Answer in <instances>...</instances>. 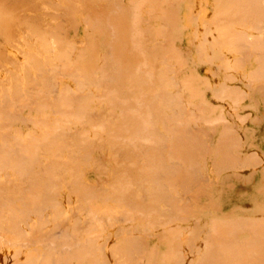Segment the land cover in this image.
Listing matches in <instances>:
<instances>
[{
	"label": "bare ground",
	"instance_id": "1",
	"mask_svg": "<svg viewBox=\"0 0 264 264\" xmlns=\"http://www.w3.org/2000/svg\"><path fill=\"white\" fill-rule=\"evenodd\" d=\"M61 1H62L61 4L63 3V6L64 5L70 6V4H71V6L68 7L69 10L66 9L67 6L64 8L60 7V5H59L60 3H55L52 1V4H51V0H37V1L36 0H22V1L20 0L19 2H18V0H13V2L11 0H0V264H136V262H134L133 260H139V262L140 263L142 262L143 264H264V248H263V250L261 249V251H260L261 257H259L257 254L258 258L254 259L251 262H248V259H247V261H244V260H245V258H247V255L249 254V252H247V249L249 247L245 250L244 247L241 246V244L239 245L238 243H236V241L233 238L224 239V241L220 242V243H218L217 241H214V240L213 241L208 240L205 243V245L203 243L201 244L199 241H197L196 231H195V229H193L194 227L191 224L192 220L185 222L184 214L186 213V211L184 209H182V207H179V205L184 203V202H182L181 199L175 197L176 196V189L181 188V190H185L187 188V184L190 181L192 182L191 187L192 188L194 186L196 187L195 183L200 178V170H201L200 165H202V162L200 164V163H198V160L201 161L202 160L201 158L203 157L200 150H198V149H201V147L199 145L200 142L195 141V139L194 140L191 139V143H190V140L187 141L185 136H181V130H183V129L181 127H180L181 130L178 129L179 125L177 123L180 122L179 118L182 119V117L184 115L186 116V114H184L185 111L182 112V110L180 109V107H182V106L179 103H183V102H180L182 100L181 99L182 96L180 94L182 93V91L185 92V90L187 89L186 92H188L187 96H189V99L191 97L193 99V98H195L193 96H196L198 98V101H199L202 97V99L200 100L202 102L199 101V103H201L200 105L203 104L202 107L205 109L206 106H204V105H206V103L203 99L204 93L202 94V92H200V90H199L200 86L202 88L204 86V88L206 87L207 89H209L210 98H212L211 96L214 95L213 94L214 89H216V88H214L215 85L220 86L221 90H219V86H218V88L216 89L217 92L215 91V95H217V96H215L216 99L214 98V100H212V102L217 101L218 100L217 98H220L221 94H219V93H221L222 90L224 89L223 88L224 85L222 86V84H224V83H221V84L216 83L215 85H212L213 88L212 87L211 88L213 90L211 91L210 90L211 88L208 87L207 80L205 81V78L204 79L199 78L198 72H196L197 75H195V73H193V71L195 69L191 70L193 68L192 66L195 64L194 62H192L191 59H190L191 60L190 64L193 63V65L192 66L190 65L191 66L190 71H188L189 69L187 70L189 73L186 71L188 74H185L181 78V79H185V81L183 80L184 82H182V80H181V83H180L179 82L180 80H178V81H175L176 83L178 82L177 84L175 82H174L175 84L171 83L175 80V79H173L175 77V76H173L175 74V69L177 68L175 65L178 66L179 60L180 61L183 60V62L186 61V60H184V58L182 60L180 59V57L181 58L186 57V55H184L183 52L182 53L184 56L180 55V57H179L176 55V54L179 55V53H180L179 48H181V47L179 46L178 48H174V46L172 44L173 38L176 37L174 34L175 33H176V35L181 34L182 31L185 29L184 27H182V30L180 31V30H178V28H180V26L174 25V24H177L176 23L177 21L175 22V20H178V18H176L177 16L174 15V14H176V13H174V11H176V9H179V7L181 5L180 3L183 2V0H175V2H174V0H171V1L170 0H153L155 2H153L152 0H149V2L147 0H142V1H144V3L147 1L146 4H149V5H147L148 6L147 10L149 11L150 15L147 13V11L144 10V8H145L144 5L139 6L140 8L144 6L143 10L146 12L145 14L147 15V21H149L150 18H152L151 16H153L151 13L155 10L153 8L154 3L156 5V9L157 8L159 9L162 6V4L163 5L165 4L164 8H166V10L165 9L162 10L161 8L158 11L155 10L156 12H159L160 10L163 11V12L161 11V16H158V18L160 17L159 19L161 22L164 20L162 22L163 24L160 27V29L154 28L155 30L152 27H150L149 25L147 26V23H146L147 21L144 23L146 25L144 30H143L144 27L142 29L139 28L138 24L143 23L142 20L144 21V19H142L140 17V16H142L140 14H139L140 16L139 15L138 16L142 20L140 18H138L137 11L138 12L140 10L142 11V8L140 10L136 8L137 9V11H136V9H134L135 7L132 9H127L130 7L129 6L124 10V7L122 8L120 5L121 4L120 0H117V1L114 0L112 4H111V2H112L111 0H108L107 3H105L106 1L103 0L105 3L103 5H106L105 6L106 8L104 6H102L101 4H99V5L96 4L98 7V11H102V8L105 9L106 13H105V11H104V13H105V15L107 14V16L104 15L105 16L104 17L102 15L104 18H102L101 16H97L98 15L97 14L98 11L96 10L97 7H94V9H91L92 8V7H90L91 5L88 6V10H90V9L92 11L95 10L94 11L95 15L91 11V13H93L92 18H90L88 21H93V23H94L95 18L96 19L101 18V21H100V19L98 20V23L100 26L97 23L94 25V27H93V24L90 25V23H88V21L85 20V18H83V17H86L87 13H90V11H88L86 9L87 5L85 3H87L89 5V4H92V2L90 3V1H94V0H90V1L85 0L84 1L85 6H83L84 5L83 0L82 1L78 0V1L82 2V3L79 2L80 6H82L81 10H79L78 8H75V5L73 4V0H71V1L70 0H61ZM65 1H66V3H65ZM75 1H77V0H74V3H75ZM99 1H101V0H99ZM131 1L126 0L125 2H128L129 3L128 5H130V3H133L134 0H133V2H131ZM156 1L158 4L156 3ZM203 1L204 0H201L202 3L208 5L207 0H205V2H203ZM219 1L214 0L212 3H215L214 6L215 5L218 6L220 4V7H218V8L222 9L221 12H224L225 10H227L228 6L230 8L228 9L229 11L227 10L224 12L225 14H223V13L219 12L220 10L216 6H215L216 8L214 6H213V8L209 7V8H212V11L214 9H216V11L215 10L213 11V14L215 15L216 14L215 12H217V14H216L217 18L214 17V15L212 13H209L211 15L209 18V20L211 19V23H210V21L207 23L203 22L204 26H205V27H203V29L204 30L206 29L205 32L207 33V36L210 37V39H208V37L206 35H204L206 37V40L207 39L210 40V41H206L208 44L203 41L204 47H203V45H201L202 44L201 39H203L202 37H204V36H202V35L205 33H203V31H202L203 29L201 27V29H202L201 32H199V30H198L199 35L195 33L196 34V36H195L194 32H195V29H197L196 28L197 26H195V23H193V22L199 23L201 21L200 22V24H201L203 21V18L206 15L204 13V15L202 14L204 17H201L202 19L199 18L200 17L199 15L202 12L206 11V10H204V8L200 9L201 2L199 4L198 12L195 11L196 13H194L196 16L192 17V12H190L191 11L190 10V11H188L189 15L185 17L186 19L188 17L187 22L188 21L191 22L190 24L188 23L190 27H192V25L194 24L193 28H195V29L192 31L190 30V32H192L191 33L192 36L190 39L191 41L188 40V42L191 43V46H194L193 49H194L195 55H197L195 58L196 61L199 60L198 61L199 64H200V62H202V60L200 59L201 57H203L202 52L205 51V48L207 46H209V44L211 46L207 47L208 50H211V48L213 49V47H215V48L218 47V48H216L215 51L214 50H211V51L207 50L208 51L207 54L204 52V54L206 56L208 55L207 57L210 59V60L205 59V60H208L207 62L212 61L211 58L215 60L213 62H216V59L219 60V58H221L220 55L223 56V54L217 55L218 51L221 53V50H220L221 47L223 48L222 50L224 53H225L224 49L225 48L227 49V47H228V50H229V48H231L232 52L234 50H236V52L234 51L235 54L236 55L241 54V56L244 57V59H247V58H245L246 56H244V54L248 56L249 53L252 54V52H254L256 50L255 51L256 54L253 53V55L255 54L254 60L256 61L257 64H259L257 66L258 69L256 67V70L255 69L252 70L253 73H252V71H249V72H251V74H249V72H247L248 78L246 76V79H245L246 74H244L242 76V78L246 81V83L248 82L249 84L252 83L253 77H254L253 83L254 82L256 83L259 80L264 79L263 78L264 77L263 76L264 75V73H263L264 72V65H262L264 63V46H263L264 45V34L262 35V33H264V26H263L264 21H262V20H264L263 19L264 14L262 13V10L264 12V8H263L264 2L261 4L260 0H221L222 2L220 1V3H219ZM56 2H60V1L58 0ZM68 2H70V3L68 4ZM96 2H94V3H96ZM118 2H120V3H118ZM136 2H137V0H136ZM150 2H151V4H150ZM159 2L160 3L164 2V3L160 4ZM54 3H55V6L58 5V7L57 6L54 7ZM117 3L119 4V6ZM137 3H140V2H137ZM137 3H135V4L137 5ZM108 4H109V6H107ZM114 4H115V6L121 7L122 9L119 10L120 8H117L118 9L117 10L114 7ZM169 4L171 6H170V8H167L166 6H168ZM221 4H223V5L221 6ZM128 5H126V6H128ZM131 5H133V4H131ZM225 5L227 8L223 9V8H225L224 7ZM256 5H258V6H256ZM259 5H262V6H259ZM45 6L49 7L50 10L52 8L53 13L52 14H50V12L47 13V11L44 8ZM99 6L100 7L102 6V8L99 9ZM149 6H150V8H149ZM172 6H174V7H172ZM176 6H179V7L177 8ZM107 7H109V8H107ZM171 7H172V9H171ZM203 7H204V5H203ZM62 8L64 9L65 12L66 11L68 12V13L66 12V15L62 16V14L64 13ZM83 9H86L87 11H85ZM109 9H111V10H109ZM57 10H59L61 12L60 15H59V13L55 14V13H57L56 12ZM71 10H72V12H71ZM77 10L81 11L79 18L81 17V19H82L81 22H83L82 23L83 29H85L83 31H86L88 29L87 31H90V32H88L89 33L88 36L91 34L89 37L93 39L92 40L89 37H87V32H86L85 36H83L84 35L83 34L82 35L83 40H85V37H86V39L89 38V40H85L88 43L87 44L84 42L85 45L84 44L81 45L82 44L81 41H76V42L75 41H67L68 42L67 43L65 38L63 39V37H62L61 38V40L63 39L62 41L60 40V38L59 39L57 38V36L59 37V35H62L63 33L66 34V32H64V30H67L69 26L66 27L67 29L66 28L63 29L62 26H65L66 25L65 23H68V20H69V23L71 22L70 27L71 26L76 27L77 23H78V25H80L79 24L80 20L77 22L74 21L75 18L71 15V13H75V12H77ZM126 10L136 11V14H134L135 13L134 12V13H132V16L134 17V15H135V18L136 19L138 18L139 21L137 22V20L135 18L133 19V17L130 18L131 16L128 17L129 15H131L130 13H128V11H127V13L125 12L126 15H128V16H125L123 11H126ZM39 11L40 12L42 11L40 15L39 14L33 15V13H39ZM43 11L44 12L46 11V12L44 13ZM54 11H55V13H54ZM84 11L86 14L84 13ZM108 11L111 12V14H109ZM117 11L120 12L121 17L119 15V12H117ZM141 11L139 13H141ZM178 11L179 10H177L176 12H178ZM200 11H201V13H200ZM259 11H261V13ZM28 12L32 13V15L30 16L28 14ZM82 12L84 13L83 17H82V14H83ZM114 12H116V14H118V15H116ZM121 12H122V14H121ZM167 12H169V13H167ZM228 12H230V13H228ZM255 12L257 13V17H253V14ZM101 13L102 12H100V15H101ZM165 13L167 16H165ZM171 13H173V15ZM198 13H199V15H198ZM219 13L221 16L219 15V18H218L217 15ZM258 13H260V15ZM261 15L263 18L261 17ZM43 16L44 17L47 16V18L49 16L48 20L53 17L52 18L53 20L51 19V22H48L46 24H45V22H46L45 21V22H43L44 23L43 24L42 21L40 20ZM60 16H61V18L59 19ZM113 16L115 18H117V16H118V20L120 17L121 21L119 20L120 21L119 24L122 27H119V24H117L116 21L112 20V19H114ZM149 16H150V18H149ZM154 16H153L152 20L154 18L157 19V16L156 17H154ZM164 16H165V18H164ZM173 16H176V17L174 18ZM225 16L227 19L225 18ZM44 17L42 18V20L44 19ZM122 17H124L126 21ZM196 17H198V18L196 19ZM212 17H213V19H212ZM258 17H261V20H259ZM67 18H70V19H68L66 21ZM109 18H111V19H109ZM189 18H191V19H189ZM192 18H194V19H192ZM221 18H222V20L224 19L226 21L217 23V21L219 19H220L219 21H221ZM228 18H229V21H228ZM252 18H254V19L252 20ZM55 19H57L58 21L61 20V22H59V23H63V21H65L64 22L65 25L61 24L60 27H59L58 22L54 24V25L58 26L59 32L57 31L58 30L57 27H56L57 29H55L53 27L51 30V23H52V21L54 23ZM107 19L109 20L108 21L109 23L111 22V26L116 27L115 30L111 26H109V27H111V30H107V29H110L109 27H107L109 25V23L106 22ZM128 19H130L129 20L130 22H132V20H136L133 23H134V27H136V25H137V27H136V29L134 28L133 31H135V33H136L138 30L139 32H137V34L140 33L139 34L140 36H136V39L137 38L138 39L135 41L132 39V41L134 43L137 42V43H135V45L137 44L138 47L137 46L135 47L132 45L134 48L133 47L131 48V46H129L130 44L126 43L127 39H129L131 37L132 33H133V36L136 35L132 31L133 28L131 26L133 23H131V25H130V22L127 21ZM159 19H157V20H159ZM165 19H168L167 20L168 23L165 22L166 21ZM171 19H173V20H171ZM198 19H199V21H198ZM256 19H258V20H256ZM213 20H214V22L216 21V23H212ZM169 21H171V22H169ZM204 21H207V19L206 20L204 19ZM85 22H87L89 25L88 24L86 25ZM149 22H151V20ZM238 22H239V24H238ZM257 22H258V25H257ZM106 23H108V24H106ZM136 23H138V24H136ZM220 23H221V25H219ZM82 24H81V26H82ZM206 24H207V27H206ZM209 24H210V26L213 25L214 28L217 25L220 27H216L215 29L213 28V30H209V28H208ZM229 24L231 27H228ZM46 25H48V27L50 28V31H48V32H52L51 33L52 35H50V33H49V35H47L48 32L46 29H49V28ZM223 25H226L224 27L225 28L228 27L227 29L229 31L227 29H225L224 27L222 28ZM233 25L235 27L239 26V28H238L239 30H240V28L241 29L245 28L247 31H249L251 28L252 29L250 31L255 30L258 26L259 27L255 31H252L254 33L256 32V34H253L254 36L251 35V37H250L249 35L246 36L245 33L243 36L244 30L243 31L240 30V32L242 31L241 33L239 32V30H233V28H232V27H234ZM253 25L256 28L253 29ZM45 26H46V28H44ZM84 26H85V28H84ZM90 26H92L93 28ZM172 26H175L176 27L175 29L178 30V32H180V33L176 32ZM200 26H203V25L201 24ZM89 27H90V29H89ZM97 27L98 28L101 27V29H102L100 32L101 34L98 33L99 31H98ZM117 27L119 29H117ZM187 27H188V25H187ZM60 28H62L63 30H61ZM121 28H122V30H120ZM149 28H151L152 30ZM261 28L263 31L261 30ZM91 29L93 32H91ZM105 29H106V31H105ZM112 29H113V32H115V34H113ZM164 29L167 30L171 34H169V33L166 34L167 31L165 32ZM54 30H55V33H53ZM218 30L220 31V34H218L219 33ZM62 31H63V33H62ZM73 31H76V28L74 29V27H73ZM102 31L104 32V34ZM170 31H172V32H170ZM109 32H111V34L113 35L111 38V41H110V38L107 40L102 38L103 35H104V37H106V35L108 37V35L110 34ZM118 32H119V34H118ZM120 32H122V33H120ZM151 32L152 33L154 32L153 34H155L154 35L155 37L152 36L153 34H151V37H150ZM157 32H161L162 34L157 33ZM212 32L213 33L215 32L213 34L214 36L212 35ZM258 32H259V38L257 35ZM15 33H17L16 34L17 37H16V35H14ZM142 33H144V36H146V37L149 36L148 38L151 41L156 37H163L164 42H162L163 41L162 40L161 43H159V45L157 47L156 46H153V47L149 46V43L151 41L149 39H147L146 37H143ZM146 33L148 34V36ZM200 33H201L202 37H200ZM66 35H69V34H66ZM94 35H95V37H96V35H97V37L100 36L99 39H97V37L95 38ZM114 35H115V38H114ZM129 35H130V37H128ZM173 35H174V37H172ZM217 35H218V38H217ZM219 35L221 36V39H220ZM55 36H56V39H54ZM168 36H170V38H172V39H170ZM178 36L179 37L175 38L174 41L177 39V41L179 43L178 39L181 38L180 36H182V34L178 35ZM193 36H195V37L192 38ZM197 36H199L200 37L199 39L201 40V42H200V40H198V42H199L197 44L198 47H196L195 43H194V45L192 43V41H194V39ZM49 37L51 40H49ZM64 37H65V35H64ZM205 37H204V39H205ZM227 37L228 38L232 37V38L228 39V41H227L226 40ZM245 37H247V38H245ZM254 37L257 39V41ZM100 38L102 39V41H99ZM248 38H251V39H248ZM246 39H248V40H246ZM253 39L255 41H253ZM119 40H121V42ZM58 41L60 44L58 43ZM97 41L102 42L103 45L105 44L104 46L101 45L102 47L98 46L100 48V50H101V48L102 49L105 48L103 50H106V51L109 50L108 53L105 51L107 56L104 54L105 52H103L105 58L100 57L99 61L104 59L105 62H103L102 65L100 63L98 66L94 63L95 59H98L97 58L98 56H96V53L93 54V52H92L93 50H89V54L87 52L88 51L87 47L92 48L93 46L96 45L95 42H97ZM167 41L169 43H167ZM13 42H16V43H13ZM50 42H52L53 44H55V43H57V44L53 45ZM61 42H65V43H61ZM107 42H109L111 46H109V43H107ZM123 42H124V44H123ZM138 42H140V43H138ZM146 42H149V43H147V46H149V48H146V46H145L146 44H144ZM209 42H212V43L214 42L213 43L214 45L212 43H209ZM254 42H255V44H254L255 47L256 48L259 47L260 50L259 49L254 50L255 47H254V45H252ZM261 42H263L262 43L263 45L261 44ZM69 43H70V45H69ZM71 43H72V45H71ZM75 43H77V44H75ZM129 43L133 44L132 42H129ZM63 44L66 46H62ZM206 44H207V46H206ZM231 44H232V47H231ZM239 44H240V47L239 46L237 47V45H239ZM256 44H258L259 46H257ZM50 45H52V46H50ZM76 45L79 46L80 52H77V50H76V52L78 54L74 55L72 52H73V49H75ZM216 45H218V46H216ZM243 45L245 47H243ZM250 45L253 46V48H251ZM53 46H54V48H53ZM69 46H71L72 48H70ZM114 46H116V47L114 48ZM162 46H163V49H162ZM168 46H171L172 48H170V47L168 48ZM68 47H69V49H68ZM110 47H112V49H114V50L109 49ZM127 47L129 50L127 49ZM143 47L145 48V50ZM195 47H196V49L198 48V50H195ZM51 48L54 50H51ZM124 48H126V50H123ZM164 48L166 50L165 52H163ZM200 48H203V49L201 50ZM241 48H243V49H241ZM92 49H94V52H95V50L97 51V49H95V48H92ZM131 49H133V51ZM156 49H158V50H156ZM176 49H178V50H176ZM184 49H186V48H184ZM231 49L229 50L230 52H231ZM240 49H241V52H239ZM248 49H251L250 50L251 52ZM83 50H85V51H83ZM117 50H120L119 51L120 53ZM121 50H122V52H121ZM150 50H151V52H150ZM175 50H176V52H175ZM186 50H188V49H186ZM228 50H226V52ZM242 50H244V52H245L244 54H243ZM246 50H248V51H246ZM68 51H69V53H68ZM136 51H139V52H136ZM140 51L143 54H140ZM154 51L157 53H155ZM161 51L163 54L161 53ZM198 51H200L201 56H200V53ZM212 51L215 54H212L211 53ZM229 51L227 53H229ZM82 52L83 53L87 52V56H83ZM109 52H110V54H109ZM127 52H128V54H127ZM130 52H132L131 53L132 55L130 54ZM187 52L185 54L190 53V52H188V53ZM79 53L80 54L82 53V55H79ZM118 53H119V55L117 56ZM121 53L124 56H122ZM151 53H153V56H151ZM154 53H155V55H154ZM198 53H199V55H198ZM71 54L74 55V60H72L73 58H70ZM108 54L110 56H108ZM113 54H115L116 56L115 55L114 56L117 58H115L113 56ZM126 54H127V56H126ZM144 54H146V56ZM157 54H159L161 61L164 59L162 62L159 59H157V56H158ZM209 54L211 55V57L209 56ZM257 54L260 56V58L263 57V59L260 60L259 58H257L258 57ZM136 55L137 56L139 55L141 57V59H139V56L137 58ZM174 55H176V56L174 57ZM188 55L190 56V54H188ZM100 56H103V55H100ZM143 56H145V58H143ZM167 56H169V58H167ZM215 56H216V59H215ZM250 56L251 55H249V57ZM112 57H113V59L114 58L115 59L113 60ZM125 57L127 59H125ZM153 57H155V58H153ZM107 58H110L111 60L110 59L107 60ZM177 58H179V59L177 60ZM197 58H198V60H197ZM116 59H118V60H116ZM122 59L125 61H123ZM143 59H144V62L143 61L141 62V60H143ZM154 59L159 60L158 63L160 64V66L163 65L162 67L164 69L161 67L163 69V72H161V73L159 72V71H161V68L160 67L157 68V65L155 63L156 61H154ZM169 59H170V61L177 60V61H175V64H174L175 68L172 67L173 66V65H171L172 62L169 63ZM256 59L257 60L259 59L258 60L259 63L257 62ZM54 60L57 61V64L54 63L55 62ZM165 60H167V62L169 64H167V62ZM218 60H217V62H218ZM222 60H219L220 61L219 64H221L220 67H219V65L218 66L214 65L216 72H217L218 67H219V69H222L221 66L223 65L224 66L223 69L225 72L227 70L230 71L231 69H229V68L231 67L232 72L237 70L239 73V71H241V68H243V65H242V64H244L243 61H245V60H243V58L242 59L240 57L236 58V56L234 59H232L233 63L230 62L229 59H226L223 61ZM109 61H110V63H108ZM145 61H147V62H145ZM61 62L63 64H61ZM64 62H66V63H64ZM121 62H122V64H121ZM129 62L132 64H130ZM137 62L139 64H137ZM203 62H206V61H203ZM236 62H237V64H236ZM245 62L247 63V61H245ZM261 62H263V63H261ZM104 63L107 67H105V65H103ZM106 63H108L109 67L110 66L111 67L108 68V65ZM113 63L115 65L114 67H113ZM116 63H118V64L116 65ZM211 63H208V66L211 65ZM124 64L127 65L128 67L125 66ZM136 64L138 65V67ZM153 64H155V65H153ZM186 64L187 63L182 64V62H180V67H181V65L187 66ZM201 64L203 65V63H201ZM164 65H166V66H164ZM168 65H170L171 67H169ZM226 65H227V70L225 68ZM247 65H248V63H247ZM54 66H56V67L59 66L61 71L58 70L59 67L56 69ZM101 66L102 67L104 66L103 70H102ZM133 66H135L136 69ZM154 66H156V67H154ZM233 66H234V68H233ZM240 66H242V67H240ZM119 67H121V70ZM183 67L184 66H182L181 69ZM212 67H213V63H212ZM106 68H108V69H106ZM186 68H188V67H186ZM138 69H139V72H136ZM145 69L147 70V72H149V71L151 72L152 70L155 72H152V74H150L151 76H148L147 75L148 73L146 72ZM199 69H200L199 70L200 74L202 72V74H204V75H211L212 76L213 73H216V72H214L213 69H212L213 72L210 73V71L208 72V70L206 68L203 69L202 66ZM112 70H114L115 73H113V72L111 73ZM178 70H179V66L176 70L177 73L180 72V71L178 72ZM184 70H186V69H182V71H184ZM123 71L124 72L127 71L128 73L127 72L126 73L128 75L126 74L124 76L125 73H123ZM142 71L145 73L146 76H148L149 78L150 77H152V78H150V79L148 77L145 78L146 76L143 75L144 73ZM196 71H197V69H196ZM219 71H221V70H219ZM255 71H257V72H255ZM260 71L261 72L263 71V72L261 73ZM141 72L143 73L142 76H141ZM168 72H169V74L172 72V75H170L168 77V81H166ZM119 73H121V74H119ZM217 73H216V77L218 75ZM255 73H256V75H255ZM153 74H155V75H153ZM229 74H226L225 75L226 77H224V78L222 77V81L223 80L227 81V79H228V81H231V80H229V79H231V78H229ZM258 74L259 75L262 74V75L259 76ZM175 75H177V74H175ZM115 76H119V77H115ZM193 76H195V77H193ZM213 76H214V74H213ZM131 77H132V80H133V78H135L136 84H138V83L141 84V85H139L140 89L137 88L138 85L136 86V84H134L132 82ZM137 77H140V78H137ZM141 77H144L145 80L141 79ZM154 77L156 78V80H154ZM230 77H232V76H230ZM249 77H250V79H249ZM116 78L118 79V81L116 80ZM124 78H126V79H124ZM136 78L138 81H139V79H141V81H143V82L136 81ZM119 79L123 80L124 85H123L122 81H120ZM192 79H193V81H192ZM199 79L200 80L202 79L201 80L202 82ZM187 80H190L191 82L190 81L186 82ZM194 80H195V83H194ZM232 80H235V79L233 78ZM128 81H129L130 85H128V87H126L125 83L129 84ZM144 81H146V82H144ZM113 82H114V86H113ZM161 82H167L168 84H167V86L165 85V87L160 88V86H164L163 83H161ZM238 82H240V81H238ZM196 83H199V84H196ZM202 83H203V85H202ZM164 84H166V83H164ZM122 85H123V88L126 87L125 91H123L121 89ZM155 85H157V89H160V91L162 89H168V88H171V90H172V88L174 86H175V91H176V88L178 91L174 92L173 93L174 95L173 94L168 95L169 93H171L170 91L165 90L166 91L165 92L162 90L160 92L159 90H155L153 88L154 92H156V93L152 94L153 91H152V88H150V86H155ZM181 85H182V87H184L185 90L180 88ZM197 85H198V87H196ZM261 85H259V86L255 85V87L257 86V88L253 87L252 92L250 91V93L251 94L259 93L256 91V89L258 91L260 89H263L264 87L262 88L263 85L262 86ZM170 86H172V87H170ZM260 86H261V88H260ZM130 87H132V89ZM146 87L149 89H147ZM190 87H192V88H190ZM224 87H226V86H224ZM247 87H248V85H247ZM196 88H198V89H196ZM118 89H121L120 92L118 91ZM127 89L129 92L130 91L132 92V93L130 92V97H128V95H125V94H128V93H126ZM145 89H146L147 93L144 92ZM193 89H195V90L193 91ZM249 89L251 90V88H249ZM179 90H182V91H180V93H178ZM191 90H192V92H191ZM100 91H101V93H100ZM102 91H103V93H102ZM107 91H108V93H107ZM195 91H196V94H195ZM116 92L120 95H118ZM149 92H151V93H149ZM164 92H165V94H164ZM193 92H194V94H193ZM106 93L108 95H106ZM114 93H115V95H114ZM141 93H142V95H141ZM148 93L151 96H153V98ZM161 93H163L164 95ZM197 93H199L198 96H197ZM102 94H104V95H102ZM143 94H145V95H143ZM176 94H178V96H176ZM211 94H213V95H211ZM155 95L156 96L158 95L159 97L158 96L155 97ZM162 95L163 96L166 95L167 97L166 96L163 97ZM171 95H173L175 97L174 98L172 96V98L174 100H172ZM125 96H126V98H125ZM147 96H149V97H147ZM103 97H104V99H103ZM120 97H124L126 100L128 97L127 102L130 100V102H129L130 104L127 103L124 98H120ZM100 98H101V101L105 100L103 105L100 101ZM139 98H140V100H139ZM168 98H169V101H167ZM120 99H122L123 102ZM146 99H149V100H146ZM185 99L187 100L188 98L186 97ZM143 100H144L143 104L137 103V102L143 101ZM114 101H115V103L117 101V103L120 104V106L115 104ZM171 101L172 102L174 101V102L172 103ZM195 101L198 102L196 100V98H195ZM240 101H241V99H240ZM125 102L127 103L126 105L124 104ZM154 102H155V104L157 102L158 103L155 105V104H153ZM167 102L168 103L170 102L169 103L170 105L167 104ZM98 103H100L102 105V109H103L102 111L103 112L101 111V113H100V110L97 111V109H98L97 104ZM111 103H113V105L115 104L114 105L115 107L113 105H111ZM133 103L134 104L136 103L135 106ZM145 103L148 105L146 106ZM149 103L151 104V106L154 105L153 106V107H155V109L153 108L154 110H152L150 107H149V109L151 111L148 109ZM163 103H164V105H162ZM177 103L180 106L177 105ZM173 104H175V105H173ZM143 105L146 107L144 108ZM187 105L185 103V105H183V106L185 108H187ZM200 105L198 104V107H199L198 110H200V108L202 110V107ZM126 106L128 109L125 108ZM167 106H168V108H166ZM178 106H179V108H177ZM194 106H195V108H194ZM239 106L240 105H238L237 107H239ZM159 107H160V109H159ZM171 107H172V109H171ZM198 107H197V105H192V106H190L191 110L186 109L187 115L189 113V116H186L188 118H183L184 119L183 123H184V121H189V122L191 121V118H190L191 114L190 113L193 109H196ZM241 107L242 106H240L239 108H241ZM245 107H246V105L243 106L242 108H245ZM249 107H250V105H249ZM111 108L113 110H114V108L117 109L119 116L121 113L124 114V115L119 117L120 118V121H119L120 125L118 123L117 117H115L117 115H115V116L113 115L114 111L111 110ZM120 108L121 109L125 108V109L123 111H121ZM156 108H158L159 110L158 109L156 110ZM107 109H109V110H107ZM143 109H145V110L147 109L149 112H147V110L143 111ZM165 109L166 110L170 109V111L172 113L169 110H167V112L168 113L170 112V114L166 115L164 112H162L163 110L165 111ZM104 110H107V111L104 112ZM178 110H180V111H178ZM124 111H126V112H124ZM144 112L145 113L147 112V116ZM151 112L153 113V115L151 114ZM175 112L176 113L179 112L180 114L179 113L176 114ZM101 114H105L106 117L103 118V115H101ZM141 114H142V116H141ZM144 114H145V117H144ZM157 114H158V116H157ZM138 115L141 116L139 118L141 121H139ZM247 115H249V114H247ZM109 116L112 118H109ZM124 116L127 119H125ZM130 116H132V117H130ZM169 116H171V117H169ZM113 117L116 119H114ZM142 117L144 119H142ZM146 117H147V120H150V121H147ZM168 118H169V120H168ZM240 118H242V117H240ZM156 119H157V122H160V120H161V122L159 123L161 125H159V126L161 128V131L164 130L163 132L165 133L164 134L165 136L162 135L159 130L157 133V129H156L157 126L154 127L155 124H157L156 122H154V120L156 121ZM125 120H127L128 123ZM142 120H145V121H142ZM163 120L166 123L169 122V124L174 121L173 123H171V125H170L171 127L168 126L169 130H167L168 127L165 125V123L164 124L162 123ZM175 120L176 121L178 120V122H176ZM244 120H245V116H244ZM113 121H116V122H113ZM121 121L122 122L124 121L123 125H122ZM115 123L116 124L118 123V124L116 125ZM128 124H129V126H128ZM174 124L177 126V129H175ZM185 124H186V122L184 123V126H185ZM148 125H150V126H148ZM164 125L166 126V128ZM208 126H210V125L208 124ZM116 127H119V128H116ZM171 128H174L175 131H174V129H171ZM165 130H166V132H165ZM153 131H156V132H154V135L152 133ZM119 132L121 133V135ZM123 132H124V135H123ZM173 132H175V134ZM155 133H157V134H155ZM169 133L172 135H170ZM161 135L163 136V138L165 137L167 139V141L164 138L163 141L165 140L166 142L162 141V143L159 144L161 142V141H159V140H161V137H159V136H161ZM166 135L168 137H170L169 140L172 139V141L170 140V142H168L169 140H168V137ZM177 135H178V137H177ZM185 135H186V133H185ZM153 137L155 140H152ZM171 137L175 138L176 140L171 138ZM147 139L150 140L149 144H144ZM157 139H159V140H157ZM224 139L225 138H223V140ZM140 140H142V141H140ZM223 140L220 141V143L224 147H222L221 145H220V147H222L221 149L225 150V145L226 146L228 145L227 144L228 141H226V140L223 141ZM150 142H151L152 146L150 145ZM187 142H189L190 145L191 144L193 145L195 143L193 145V147H195V146L196 147L192 149V145L190 147L187 144ZM192 142H194V143H192ZM164 144H166L167 146ZM173 144L175 145L174 148L176 147L175 149L172 146ZM141 145H144L142 147L145 150H143V148H140ZM145 146H147V147H145ZM150 146H151V148L153 147V150H151ZM155 146L156 147L158 146L159 148L156 149V148H154ZM160 146H162V147H160ZM164 146H165V149L168 150V152L164 149ZM148 147L150 148V150ZM123 148H124V150H123ZM186 148L188 149L187 151H185ZM140 149H142V150H140ZM154 149H155V151H154ZM180 149H181V152H180ZM196 149L199 152L198 155H197V151H193ZM156 150L158 152H156ZM161 150H162V154H159V152L161 153ZM173 150L174 151L176 150L177 152L175 151L176 153H174ZM224 150L223 151L221 150V152H224ZM137 151H139V152H137ZM140 151H142V152H140ZM143 151H145V152H143ZM171 152H173L175 156H173V154H171ZM155 154H157L156 155L157 157L155 156ZM177 154L181 155V156L179 155L180 156L179 160L183 161V164L180 163L182 166L178 165L177 163L170 165L169 164L170 157H171V160L174 158L178 159ZM167 155H168V157H167ZM160 156L162 157L161 159H159ZM134 158H136V160H134ZM106 162L108 164H106ZM84 169H87V171L88 170L93 171V173L96 174L97 177H95V179H94L92 176L91 177L88 176L87 175L88 172L83 171ZM89 173H92V172H89ZM103 174H106V176L110 175L111 176L110 178L112 180L110 183L106 182L105 186H103L102 183H104L103 182L104 180L106 181L108 179L105 177V175L103 176ZM100 175H102L103 177H101V178H104V179H100ZM192 179H193V181H192ZM165 180H167V183ZM191 182H190V184H191ZM165 187H166V189H165ZM126 206H127V208H125ZM164 210L167 213H165ZM167 210H170L172 215ZM192 212L195 215L197 222H199L198 219H200L201 213L199 211H196L195 209H192ZM136 213H139V215L137 214V216H136ZM161 213L162 214L164 213L165 217H163L164 215L162 216ZM168 213H169V216H168ZM160 217H162L163 219L160 220ZM126 221H127V223H125ZM242 221L243 220L241 219V222ZM133 223H135V224H133ZM155 224H162V225L167 224V226L165 228L161 229V231L163 233V239L161 240V243L157 245L158 246V248H157L158 252H155L154 250L152 251V248H153L152 245H150L152 248L148 247V249H147L146 244L145 243L143 244V240H141L138 235H137V239H135L138 242L133 241L131 239V237H129V239H127L125 237L127 232L128 233L134 232L136 230L135 233H137V231H138L137 234H139V233H141L140 231L149 230L150 226L154 227ZM168 224H169V227H168ZM215 224H216V228H217V226L219 224L218 223H215ZM252 224H259L260 225V226L252 227V229L255 231L256 229L262 228V226H264V221L259 219L258 222L252 223ZM220 225H221V223H220ZM237 226L238 225H236V227ZM246 226L248 228V225H246ZM223 227H224V225L221 226L222 230H223ZM227 227H229V226H227ZM239 227L240 226H238V228ZM216 228H215V230H216ZM242 228H244V227H242ZM130 229H131V231H129ZM211 230H213V229L211 228L210 231ZM218 230H216V231H218ZM239 230H240V228H239ZM216 231H215V233H217ZM224 231L225 230H223V232ZM207 232H208V230H207ZM219 232H220V230H219ZM219 234L223 235L221 233H219ZM227 234L229 235L230 233H227ZM249 234H250V232H249ZM120 235L123 236V238L120 240H117L116 236H120ZM228 235H226V236H228ZM230 235H232L234 237L236 234L233 233ZM257 237L259 238V235ZM254 238H256V237H254ZM205 240H207V239H205ZM263 240H264V238H263ZM243 242H244V240H243ZM246 243H247V241H246ZM254 244H255V242H254ZM251 245L253 246V244H251ZM142 246H144V247H142ZM202 247H204L205 249L204 248L202 249ZM259 247H261V246H259ZM259 247H257V248H259ZM190 248L196 249L197 251L190 253L189 252ZM144 252H146V255H142ZM251 252H252V249H251L250 253ZM249 256L250 255H248V257ZM250 258H252V257H250Z\"/></svg>",
	"mask_w": 264,
	"mask_h": 264
},
{
	"label": "rangeland",
	"instance_id": "2",
	"mask_svg": "<svg viewBox=\"0 0 264 264\" xmlns=\"http://www.w3.org/2000/svg\"><path fill=\"white\" fill-rule=\"evenodd\" d=\"M12 2H13V0H11ZM20 0H18V2H19ZM22 1V0H21ZM37 1V0H36ZM52 1L53 2H55V3H60L59 5H60V7H66L65 5L63 6V3L61 4V0H59L60 2H56V1H58V0H51V4H52ZM71 1V0H70ZM82 1V0H81ZM81 1H75V3H74V0H73V4L75 5V8H78L79 10H81L82 9V6H80V3H82ZM84 1L85 0H83V4H84ZM90 1V0H89ZM88 1V2H89ZM97 1V2H96ZM99 0H94V1H90V3L92 2V4H87V3H85L87 6V10H88V6H90V7H92L91 9H94V7H97V5L96 4H101L102 6H106V5H103V4H105V3H107V1L108 0H104V1H106L105 3H104V1L103 0H101V1H99ZM112 1V2H111ZM110 2H111V4L113 3V1L114 0H111ZM117 1V0H116ZM126 0H120V2H121V7L123 8L124 7V10L127 8V7H129V8H127V9H132V8H134V9H141L142 8V11H141V13H139L138 11H137V9H136V11H137V16L140 14V15H142V16H140L142 19H144V21L138 16V18H140L141 20H142V22L143 23H140V24H138V23H136V24H138V26H139V28H143V30L145 29V22L147 21V15L145 14L146 12L145 11H147V13L150 15V13H149V11L147 10L148 9V6L147 5H149V4H146V2L148 1L149 2V0H147L145 3H144V1H142V0H137V2H140V3H137L136 2V0H134V2H133V0L131 1V2H133V3H130V5H128L129 3V1L128 2H125ZM142 1V2H141ZM153 1V0H152ZM171 1V0H170ZM208 1V5L207 4H204V3H202L201 2V0H183V2H181L180 4V7L179 6H176L177 8L179 7V9H176V11L177 10H179L178 12H176V11H174V13H176V14H174V15H176V16H173L174 18L176 17V18H178V20H175V22L177 23V24H174V25H178V26H180V28H178V30H182V27H184L185 29L182 31V36H180L181 38H179L178 40H179V43H178V41H177V39L174 41V39L175 38H178L179 36L178 35H181V34H178V33H180V32H178V30H176L175 28V26H172L173 27V29H175V31L176 32H178L177 34L178 35H176V33L174 34L176 37H174V35L172 36V37H174L173 38V46H174V48H178L179 46L181 47V48H179V51H180V53H179V55L178 54H176L177 56H179L180 57V55H182V56H184V55H186V57H180V59L182 60L183 58H184V60H186V61H184L183 62V60L182 61H178L179 62V64H178V66H179V70H178V72L179 73H177V68H178V66L177 65H175L177 68L175 69V74H177V75H173V76H175L173 79H175L173 82H171L172 84L175 82V81H178V80H180L179 82L181 83V80H182V82H184L185 81V79H181L182 78V76H184L185 74H188L189 72L188 71H190V69H191V66L193 65V63H191L190 64V62H191V60H192V62H194L195 64L192 66L193 68L191 69V70H194L193 71V73H195V75H197L196 74V72H198V77L199 78H205V81L207 80V84H208V87H212V85H215L216 83H224V84H222V86L224 85V86H226V87H224L223 86V90H222V92L221 93H219V94H221V96H220V98H217L218 100L217 101H213L212 102V100H214V98L216 99V97L215 96H217V95H215V91L217 92V88H218V86L219 85H215V87L214 88H216V89H214V95L213 94H211V95H213V96H211L212 98H210V94H209V89H207L206 87V89L204 88V86H203V88L200 86V88H199V90H200V92H202V94L204 95V97H203V99H204V101H205V103H206V105H204V106H206V108L204 109L203 107H202V105H200L201 103H199V101L202 99V97H201V99L198 101V98L196 97V96H193V97H195L196 98V100L198 101V102H196L195 101V98H193L192 99V97L189 99V96H187L188 95V92H186L187 91V89L185 90L184 89V87H182V85H181V87L180 88H182V89H184L185 90V92H183L182 90H179V92L178 93H180V91H182V93L180 94L181 96V101L180 102H183V103H179L182 107H180V109L182 110V112L183 111H185L184 112V114H186V116H189V113H188V115H187V110H191L190 109V106H192V105H197V107H198V104L202 107V110H201V108H200V110H198L199 109V107L198 108H196V109H193L192 111H191V116H190V118H191V121L189 122V121H184V123L186 122V124H185V126H184V123H183V118H188V117H186L185 115L182 117V119L181 118H179L180 119V122L179 123H177L178 125H179V127H178V129H180L181 130V128L183 129V130H181V136H185L186 137V139H187V141L188 140H190V143H191V139H195V141H198V142H200L199 143V145H200V147H201V149H198V150H200V152L202 153V155H203V157L201 158L202 160L201 161H199L198 160V163H200L201 164V162H202V165H200L201 166V170H200V178L198 179V181H196V183H195V185H196V187L194 186L193 188L191 187L192 186V182H191V184H190V182L187 184V188L185 189V190H181V188H178V189H176V196L175 197H177V198H179V199H181L182 200V202H184V203H182V204H180L179 205V207H182V209H184L185 211H186V213L184 214V216H185V222H188V221H190V220H192V225H193V229H195V231H196V238H197V241H199L201 244L203 243L204 245H205V243L208 241V240H210V241H217L218 243H220V242H223L224 241V239H228V238H233L235 241H236V243H238L239 245L241 244V246H243L244 247V249L246 250L248 247V249H247V252H249V254L248 255H250L249 257H248V255H247V258H245V260L244 261H247V259H248V262H251V261H253L254 259H256V258H258L257 257V254H258V256L259 257H261L260 256V254H261V249L263 250V248H264V240H263V238H264V226H262V228H259V229H256L255 231L252 229V227H255V226H260L259 224H252V223H256V222H258V220L260 219V220H262V221H264V79H262V80H259L258 82H254L253 83V81H254V77H253V81H252V83H246V81L242 78V76L244 75V74H246L245 75V79H246V76H247V72H249V71H252V70H256V67L259 65V64H257L256 63V61L254 60V56H255V54H256V50L255 49H259V47L258 48H256L255 47V42L252 44V45H254V52H252V54H250L249 53V55H251L250 57H249V55L247 56V55H245L244 53V50H242V52H243V54H244V56H246L245 58H247V59H244V57H242L241 56V54L239 55V54H235V52H236V50H234L233 52H232V49L231 48H229V50L231 49V52L228 50V47H227V49L226 50H228L229 51V53H227L226 52V50L224 49V51H225V53L223 52V48L221 47L220 48V50H221V53L218 51L217 52V55H219V54H223V56L222 55H220V57L223 59V60H226V59H229V61L230 62H232V59H234L235 58V56H236V58L237 57H240L241 59L243 58V60H245V61H247V63H248V65H247V63L245 62V61H243L244 62V64H242L243 65V68H241V71H239V73H238V71L237 70H235V71H233L232 72V68L230 67L229 69H231L230 71L229 70H227V65H226V72L224 71V66L222 65L221 66V68L222 69H219V67H220V65L221 64H219V60H222L221 58H219V60L218 59H216V56H215V59H216V62H213V61H215L214 59H212L211 58V60L212 61H210V62H207L208 60H210L205 54H204V52L207 54V52L208 51H211V50H214L215 51V49L216 48H218V47H213V49L211 48V50H208L207 49V47H209V46H211L210 44H209V46H207V42L206 41H210V40H208V39H210V37L209 36H207V33L205 32V30L203 29V27H205L204 26V23H207V22H209L210 21V23H211V19L209 20V18H210V14L209 13H212L213 14V11L215 10L216 11V9H214L213 11H212V8H213V6H214V4L215 3H212L213 1L212 0H207ZM219 1V0H218ZM221 1V0H220ZM220 1H219V3H220ZM11 2V3H12ZM77 2V3H76ZM80 2V3H79ZM94 2H96V3H94ZM102 2V3H101ZM120 2H118V3H120ZM153 2H155V1H153ZM152 2V3H153ZM166 2V1H165ZM174 2H175V0H174ZM180 2V1H179ZM200 2H201V5H200V9L201 8H204V10H206L205 12H202L201 13V11H200V15H199V13H198V15L200 16L199 18H201V17H204L203 15H204V13L206 14L205 15V17L203 18V21H202V25L203 26H200L201 24H200V22L198 23V22H193V23H195V26H197L196 28L197 29H195V28H193V25H192V27H190L189 26V24L191 23L190 21H188L187 22V19H188V17H187V19L185 18L186 16H188L189 15V12L188 11H190V12H192V17L193 16H196L194 13H196L195 11H197L198 12V8H199V4H200ZM203 2H205V0L203 1ZM217 2V1H216ZM222 2V1H221ZM264 2V0H260V3L262 4ZM6 3V2H5ZM55 3H54V7H58V5H56L55 6ZM65 3H66V1H65ZM70 2H68V4H69ZM117 3V4H118ZM123 3V4H122ZM135 3H137V5L135 4ZM156 3H157V1H156ZM160 3V2H159ZM162 3H164V2H162ZM162 3H160V4H162ZM172 3V2H171ZM9 4V3H8ZM77 4V5H76ZM82 4V5H83ZM85 4L83 5V6H85ZM95 4V5H94ZM110 4V3H109ZM109 4L107 5V6H109ZM110 4V5H111ZM116 4V5H117ZM131 4H135L134 6L133 5H131ZM139 4V5H138ZM150 4H151V2H150ZM158 4V3H157ZM159 4V5H160ZM168 4V3H167ZM179 4V3H178ZM177 4V5H178ZM225 4V3H224ZM126 5H128V6H126ZM142 5H144L145 6V8H144V6L143 7H139V6H142ZM165 5V4H164ZM164 5L162 4V6L160 7L162 10H166V8H164ZM203 5H204V7H203ZM207 7H206V6ZM223 4H221V6H222ZM263 5H264V3H263ZM50 6V5H49ZM53 6V5H52ZM70 6H71V4H70ZM70 6H67V8L66 9H68L69 10V8L68 7H70ZM102 6L100 7L99 6V9H101L102 8ZM113 6V5H112ZM118 6H119V4H118ZM132 6V7H131ZM147 6V7H146ZM152 6V5H151ZM154 7V9L156 10V11H158L159 9L157 8L156 9V5H155V3H154V5H153ZM170 4L168 5V6H166L167 8H170ZM217 8L218 7H220V4L217 6V5H215ZM214 6V7H215ZM256 6H258V5H256ZM259 6H262V5H259ZM89 7V8H90ZM114 7L117 9V8H120L119 10H121L122 8L121 7H117V6H115V4H114ZM139 7V8H138ZM158 7V6H157ZM172 7H174V6H172ZM172 7H171V9H172ZM209 7H212V8H209ZM215 7V8H216ZM225 8H223V9H226L227 7H226V5L224 6ZM45 8V10L47 11V13L48 12H50V14H52L53 13V11H52V8H51V10H50V8L49 7H47V6H45L44 7ZM62 8V10H63V14H62V16L63 15H66V12L64 11V9ZM106 8V7H105ZM107 8H109V7H107ZM111 8V7H110ZM114 8V9H115ZM143 8H144V10H143ZM149 8H150V6H149ZM152 8V9H153ZM190 8V9H189ZM230 7L228 6V9H229ZM264 8V7H263ZM56 9V8H55ZM61 9V8H60ZM86 9H83V10H85V11H87ZM88 10V11H90V13H85V11H84V13L86 14V17H83L84 16V13L82 14V17L83 18H85V20H89L90 18H92V14L94 13V11H92V10ZM133 9V10H134ZM151 9V10H152ZM219 9V8H218ZM227 9V10H228ZM61 10V11H62ZM74 10V9H73ZM79 10H77V12H75V13H71V15L75 18V20L74 21H79L80 20V22H79V24L80 25H78V23H77V26L75 27V26H73L74 27V29L76 28V31H73V27L71 26L70 27V25H71V22L69 23V20L68 19H70V18H67L66 19V21L68 20V23H65L64 24V22L65 21H63V23H59V22H61V20L60 21H58L57 19H55L54 21V23H53V21H52V23H51V30H52V28L54 27L55 29H57L58 28V26H56V25H54L55 23H57L58 22V24H59V27L61 26V24L63 25H65V26H62V28L63 29H65L66 27H68V29L67 30H64V32H66V34H69V35H66V34H64L63 33V31H62V35H59V37L57 36V38L59 39L60 38V40H61V38L63 37V39L65 38L66 39V42L67 41H81L82 42V44L81 45H83L84 44V42L85 43H87L85 40H89V36L91 35H89L88 36V32H90V31H83V30H85V29H83V22H81V17L79 18V15L81 14V11H79ZM96 10L98 11V7L96 8ZM107 10V9H106ZM109 10H111V9H109ZM118 10V9H117ZM131 11V10H126V11H123L124 12V14H125V16H128V15H126V13H127V11H128V13H130L131 15H129L128 17H130V18H132L133 16H132V13H134V14H136V11ZM154 10V11H155ZM162 10H160L159 12H152L151 14L154 16V17H156L157 16V19H159L158 18V16H161V11ZM174 10V9H173ZM220 11V13H223V14H225L224 12L225 11H227V10H223L224 12H221L222 11V9H219ZM45 11V12H46ZM75 11V10H74ZM91 11L93 12V13H91ZM104 11H105V9H103L102 8V11H98L97 12V16H101L102 18H104L105 16H107V14L105 15V13H106V11H105V13H104ZM144 11V12H143ZM172 11V10H171ZM229 11V10H228ZM42 12V11H41ZM41 12L39 11V13H33V15L35 14V15H40L41 14ZM44 12V11H43ZM44 12V13H45ZM57 13H55V11H54V13L55 14H58L59 13V15L61 14V12L59 11V10H57L56 11ZM71 12H72V10H71ZM100 12H102L101 13V15H100ZM109 12V11H108ZM117 12H119V11H117ZM126 12V13H125ZM163 12V11H162ZM207 12V13H206ZM257 12V11H256ZM254 13L253 14V17H257V13ZM260 13H261V11H259ZM43 13V14H44ZM68 13V12H67ZM70 13V12H69ZM115 14H116V12H114ZM167 13H169V12H167ZM216 14H217V12H215ZM220 13L217 15L218 16V18H219V15H220ZM227 13V12H226ZM228 13H230V12H228ZM260 13H258L259 15H260ZM262 13L264 14V12H263V10H262ZM28 14L31 16L32 15V13H30V12H28ZM78 14V15H77ZM109 14H111V12H109ZM121 14H122V12H121ZM164 14V13H163ZM172 15H173V13H171ZM191 14V13H190ZM194 14V15H193ZM203 14V15H202ZM216 14L214 15V17H216ZM58 15V16H59ZM70 15V14H69ZM94 15H95V13H94ZM104 17H103V16ZM113 15V14H112ZM116 15H118V14H116ZM119 15H120V12H119ZM184 15V16H183ZM209 15V16H208ZM258 15V16H259ZM55 16V15H54ZM78 16V17H77ZM136 16V17H137ZM153 16H151L152 18H153ZM165 16H167L166 15V13H165ZM165 16H164V18H165ZM171 16V15H170ZM221 16V15H220ZM224 16V15H223ZM222 16V17H223ZM230 16V15H229ZM228 16V17H229ZM44 17V16H43ZM42 17V18H43ZM51 17V16H50ZM68 17V16H67ZM95 17V16H94ZM93 17V18H94ZM120 17H121V15H120ZM120 17H119V20H120ZM127 17V18H128ZM163 17V16H162ZM181 17V18H180ZM261 17H262V15H261ZM261 17H258L259 18V20H261ZM42 18L40 19L41 21H42V23L43 22H45V24L46 23H48V22H51V19L53 18H51V19H49L48 20V18H49V16H48V18H47V16H45L44 17V19L42 20ZM58 18V17H57ZM61 18V16L59 17V19ZM64 18V17H63ZM62 18V19H63ZM79 18V19H78ZM112 18V17H111ZM111 18H109V19H111ZM113 18L114 19H112V20H114V21H116V23L117 24H119V22L121 21H119L118 20V16H117V18H115L114 16H113ZM122 18H124V17H122ZM121 18V19H122ZM135 18V15H134V17H133V19ZM136 19L137 20V22L139 21V19ZM149 18H150V16H149ZM152 18H150V20H151V22H149V21H147L146 23H147V26L149 25L150 27H152L153 29L155 28H158V29H160V27L162 26V22L164 21H160V19L159 20H157V19H153L152 20ZM163 18V19H164ZM172 18V17H171ZM198 17H196V19H197ZM217 18V17H216ZM225 18H226V16H225ZM263 18V17H262ZM48 21H47V20ZM100 19V21H101V18H98V19H94V23H93V21H88V23H90V25H92L93 24V27H94V25L95 24H97L98 23V20ZM189 19H191V18H189ZM192 19H194V18H192ZM202 19V18H201ZM204 19L206 20L207 19V21H204ZM212 19H213V17H212ZM215 19V18H214ZM227 19V18H226ZM254 18H252V20H253ZM264 19V18H263ZM53 20V19H52ZM65 20V19H64ZM103 20V19H102ZM124 20H125V18H124ZM130 19H128L127 21H129ZM136 20H132V22H130V25H131V23H133L134 21H136ZM166 21L165 22H167L168 23V19H165ZM171 20H173V19H171ZM216 20V19H215ZM220 20V19H219ZM217 21V23L218 22H223V21H226V20H222V18H221V21ZM251 20V21H252ZM256 20H258V19H256ZM40 21V22H41ZM72 21V20H71ZM84 21V20H83ZM99 21V22H100ZM104 21V20H103ZM109 20L107 19L106 20V22H108ZM123 21V20H122ZM126 21V20H125ZM124 21V22H125ZM179 21V22H178ZM193 21V20H192ZM196 21V20H195ZM198 21H199V19H198ZM228 21H229V18H228ZM234 21V20H233ZM262 21H264V20H262ZM105 22V21H104ZM169 22H171V21H169ZM174 22V21H173ZM204 22V23H203ZM254 22V21H253ZM256 22V21H255ZM41 23V24H42ZM73 23V22H72ZM86 23V25L88 24L87 22H85ZM109 23V22H108ZM108 23H106V24H108ZM189 23V24H188ZM212 23H216V21L214 22V20L212 21ZM230 23V22H229ZM261 23V22H260ZM44 24V23H43ZM50 24V23H49ZM81 24H82V26H81ZM101 24V23H100ZM105 24V25H106ZM115 24V23H114ZM135 24V25H136ZM228 24V23H227ZM234 24V23H233ZM237 24V23H236ZM238 24H239V22H238ZM256 24V23H255ZM262 24V23H261ZM75 25V24H74ZM89 25V24H88ZM98 25H99V23H98ZM104 25V24H103ZM125 25V24H124ZM123 25V26H124ZM187 25H188V27H187ZM216 25V24H215ZM219 25H221V23L219 24ZM241 25V24H240ZM257 25H258V22H257ZM260 25V24H259ZM47 27H48V25H46ZM46 26L44 27V28H46ZM100 26V25H99ZM107 26V25H106ZM105 26V27H106ZM109 26H111V22L109 23V25L107 26V27H109ZM194 26V27H195ZM224 26H226V25H223L222 26V28L224 27ZM234 26V25H233ZM237 26V25H236ZM262 26V25H261ZM264 26V25H263ZM262 26V27H263ZM57 27V28H56ZM90 27H92V26H90ZM90 27H89V29H90ZM92 27V28H93ZM96 27V26H95ZM112 28H114V30H115V26L113 27V26H111ZM111 27H109L110 29H107V30H111ZM119 27H122L120 24H119ZM125 27V26H124ZM129 27V26H128ZM133 29H132V31L134 30V28L136 29V27H137V25H136V27H134V23L132 24V26H131ZM170 27V26H169ZM201 27H202V29H201ZM206 27H207V24H206ZM216 27H220V26H215V28ZM228 27H231L230 26V24H229V26ZM227 27V28H228ZM259 27V26H258ZM257 27V28H258ZM49 28V27H48ZM62 28H60L61 30H63ZM84 28H85V26H84ZM98 28V27H97ZM147 28V27H146ZM166 28V27H165ZM209 30H213V28H214V26L212 25V26H210V24H209ZM207 28V29H208ZM214 28V29H215ZM225 28V27H224ZM227 28H225V29H227ZM233 28V30H239L238 28H239V26H237V27H232ZM231 28V29H232ZM254 28H256V27H254V25H253V29ZM256 28V29H257ZM117 29H119L118 27H117ZM128 29V28H127ZM149 29H151V28H149ZM154 29V30H155ZM157 29V30H158ZM195 29V32H194V35L196 36V34H198L199 35V32H201V30L203 31V33H205V34H203L202 36H204V35H206L207 37H208V39L206 40V37H205V39H204V37H202L201 36V33H200V37H202L203 39H201L202 40V42H201V40L199 39L200 37L199 36H197L195 39H194V41H192V43H193V45H194V43H195V45H196V47H198V40H200V42L202 43L201 45H203V43L204 42H206L207 44H206V48H205V51L204 52H202V56L203 57H201L200 59L202 60V62H200V64H199V60H198V58H197V60L198 61H196V56L197 55H195V52H194V46H191V43L190 42H188V40H190L191 39V36H192V32H190V30L192 31V30H194ZM250 29V28H249ZM248 29V30H249ZM252 29V28H251ZM250 29V30H251ZM255 29V30H256ZM260 29V28H259ZM258 29V30H259ZM47 30V32L48 31H50V28L49 29H46ZM97 30V29H96ZM101 27H99L98 28V33H100L101 32ZM120 30H122V28L120 29ZM140 30V29H139ZM152 30V29H151ZM150 30V31H151ZM198 30H199V32H198ZM217 30V29H216ZM228 30V29H227ZM240 30H244V32H243V36H244V33L246 34V36L247 35H249L250 37H251V35H253V34H256V32L254 33V32H252V31H255V30H252V31H247L245 28L243 29H241L240 28ZM240 30H239V32H240ZM261 30H262V28H261ZM58 32H59V28H58V30H57ZM105 31H106V29H105ZM131 31V32H132ZM148 31V30H147ZM162 31V30H161ZM164 31L166 32L167 30H165L164 29ZM174 31V32H175ZM208 31V30H207ZM215 31V30H214ZM225 31V30H224ZM229 31V30H228ZM241 31V32H242ZM247 31V32H246ZM263 31V30H262ZM61 32V31H60ZM86 32H87V37H89V38H87L86 39V37H85V40H83V36H85L86 35ZM91 32H93L92 31V29H91ZM103 32V31H102ZM112 32H113V29H112ZM126 32V31H125ZM128 32V31H127ZM134 32V34H136V35H134L133 36V33H132V35H131V37H130V35L128 36V37H130L129 39H127V44H130L129 46H131V48L133 47V46H137L138 47V45L136 44L135 45V43H137V42H133L132 41V39L135 41V40H137L136 39V36H140L139 34L140 33H138L137 34V32H139L138 30H137V32L135 33V31H133ZM156 32V31H155ZM170 32H172V31H170ZM218 34H220V31L218 30ZM240 32V33H241ZM49 33H50V35H52L51 33L52 32H48V34L47 35H49ZM53 33H55V30H54V32ZM71 33V34H70ZM74 33V34H73ZM80 33V34H79ZM107 33V32H106ZM105 33V34H106ZM110 34H111V32H109ZM108 33V34H109ZM120 33H122V32H120ZM154 33V32H153ZM152 32L150 33V37H151V34H153ZM157 33H160V34H162L161 32H157ZM169 32L167 31V33L166 34H168ZM196 33V34H195ZM209 33V32H208ZM215 33V32H214ZM213 32H212V35L214 34ZM217 33V32H216ZM223 33V32H222ZM232 33V32H231ZM238 33V32H237ZM17 33H15L14 35H16ZM84 34V35H83ZM97 34V33H96ZM101 34V33H100ZM103 34H104V32H103ZM108 35V37H107V35H106V37H104V35L102 36V38H104L105 40H107V39H109L110 38V41H111V38H112V34L111 35ZM113 34H115V32H113ZM117 34V33H116ZM118 34H119V32H118ZM147 34V33H146ZM169 34H171V33H169ZM173 34V33H172ZM236 34V33H235ZM261 34V33H260ZM264 33H262V35H263ZM54 35V34H53ZM64 35H65V37H64ZM79 35V36H78ZM83 35V36H82ZM142 35H143V37H146V36H144V33H142ZM141 35V36H142ZM155 34H153L152 36H154ZM157 35V34H156ZM165 35V34H164ZM210 35V34H209ZM231 35V34H230ZM258 38H259V32H258ZM56 36L54 37V39H56ZM61 36V37H60ZM127 36V35H126ZM147 36H148V34H147ZM161 36V35H160ZM166 36V35H165ZM171 36V35H170ZM170 36H168L169 38H170ZM195 36H193L192 38H194ZM214 36V35H213ZM220 36V35H219ZM226 36V35H225ZM234 36V35H233ZM254 36V35H253ZM261 36V35H260ZM16 37H17V35H16ZM94 37H95V35H94ZM96 37H97V35H96ZM95 37V38H96ZM99 37L100 36H98L97 37V39H99ZM149 37V36H148ZM148 37H146L147 39H149ZM155 37V36H154ZM167 37V36H166ZM230 37V36H229ZM262 37V36H261ZM52 38V37H51ZM114 38H115V35H114ZM122 38V37H121ZM141 38V37H140ZM217 38H218V35H217ZM224 38V37H223ZM232 38V37H231ZM231 38H226V40L228 41V39H231ZM245 38H247V37H245ZM255 38V37H254ZM53 39V40H54ZM62 39V40H63ZM90 39H92V38H90ZM124 39V38H123ZM152 39V38H151ZM164 38L163 37H156V38H154L150 43L149 42H146V43H144V44H146L145 46H146V48H149V46H158L159 45V43H161V41L163 40ZM167 39V38H166ZM165 39V40H166ZM170 39H172V38H170ZM169 39V40H170ZM184 39V40H183ZM220 39H221V36H220ZM248 39H251V38H248ZM248 39H246V40H248ZM256 39V38H255ZM49 40H51L50 39V37H49ZM52 40V41H53ZM61 40V41H62ZM93 40V39H92ZM168 40V41H169ZM216 40V39H215ZM214 40V41H215ZM263 40V39H262ZM57 41V40H56ZM55 41V42H56ZM91 41V40H90ZM99 41H102V39L100 38V40ZM109 41V40H108ZM109 41V42H110ZM117 41V40H116ZM120 42H121V40H119ZM118 41V42H119ZM142 41V40H141ZM148 41V40H147ZM167 41V43H169ZM171 41V42H172ZM191 41V40H190ZM204 41V42H203ZM243 41V40H242ZM253 41H255L254 39H253ZM256 41H257V39H256ZM80 42V43H81ZM89 42V41H88ZM105 42V41H104ZM109 42H107V43H109ZM129 42H132L133 44H131V43H129ZM162 42H164V40L162 41ZM225 42V41H224ZM13 43H16V42H13ZM50 43H52V42H50ZM58 43H59V41H58ZM61 43H65V42H61ZM68 43V42H67ZM66 43V44H67ZM78 43V42H77ZM77 43H75V44H77ZM98 43V44H97ZM106 43V44H107ZM138 43H140V42H138ZM147 43H149V46H147ZM183 43V44H182ZM190 43V44H189ZM209 43H212V42H209ZM214 43V42H213ZM212 43V44H213ZM221 43V42H220ZM231 43V42H230ZM236 43V42H235ZM238 43V42H237ZM263 42H261V44H262ZM53 44V43H52ZM57 43H55V44H53V45H56ZM60 44V43H59ZM88 44V43H87ZM97 46H96V45ZM95 46H93L92 44V48H95V49H97V51L95 50V52H94V49H92V48H90V47H87V52H88V54H89V50H93L92 52H93V54L94 53H96V56H98L97 58L98 59H95V64L98 66L100 63H101V65H102V63L103 62H105L104 61V59H102L101 61H99V59H100V57H104V54L107 56V54H106V52L108 53V51H106V50H103V49H105V48H101V50H100V48L99 47H102L101 45H103L102 44V42H95ZM100 44V45H99ZM123 44H124V42H123ZM165 44V43H164ZM217 44V43H216ZM225 44V43H224ZM223 44V45H224ZM244 44V43H243ZM69 45H70V43H69ZM71 45H72V43H71ZM80 45V44H79ZM85 45V44H84ZM105 45V44H104ZM103 45V46H104ZM120 45V44H119ZM133 45V46H132ZM143 45V44H142ZM163 45V44H162ZM166 45V44H165ZM168 45V44H167ZM189 45V46H188ZM214 45V44H213ZM236 45V44H235ZM248 45V44H247ZM257 46H259L258 44H256ZM263 45V44H262ZM50 46H52V45H50ZM62 46H66V45H62ZM68 46V45H67ZM74 46V45H73ZM99 46V47H98ZM107 46V45H106ZM109 46H111L110 45V43H109ZM118 46V45H117ZM122 46V45H121ZM144 46V47H145ZM172 46V45H171ZM171 46H168V48L170 47V48H172ZM216 46H218V45H216ZM230 46V45H229ZM240 47V44L239 45H237V47ZM249 46V45H248ZM264 46V45H263ZM262 46V47H263ZM59 47V46H58ZM70 48H72L71 46H69ZM69 47H68V49H69ZM113 47V46H112ZM112 47H110L109 49H111V50H114V49H112ZM116 46H114V48H115ZM125 47V46H124ZM142 47V46H141ZM140 47V48H141ZM143 47V48H144ZM166 47V46H165ZM190 47V48H189ZM196 47H195V50H198V48L196 49ZM200 47V46H199ZM203 47H204V45H203ZM231 47H232V44H231ZM243 47H245L244 45H243ZM247 47V46H246ZM250 47L251 48H253V46H251L250 45ZM249 47V48H250ZM261 47V46H260ZM53 48H54V46H53ZM57 48V47H56ZM55 48V49H56ZM60 48V47H59ZM63 48V47H62ZM108 48V47H107ZM130 48V47H129ZM134 48V47H133ZM139 48V49H140ZM184 48H186V49H188V50H186V49H184ZM192 48V49H191ZM234 48V47H233ZM64 49V48H63ZM82 49V48H81ZM122 49V48H121ZM127 49H128V47H127ZM137 49V48H136ZM155 49V48H154ZM153 49V50H154ZM162 49H163V46H162ZM201 50L203 49V48H200ZM210 49V48H209ZM236 49V48H235ZM241 49H243V48H241ZM241 49H240V51L239 52H241ZM245 49V48H244ZM51 50H54V49H52L51 48ZM59 50V49H58ZM67 50V49H66ZM72 50V49H71ZM76 50H77V52H80V50H79V46L78 45H76L75 46V49H73V54L74 55H76V54H78L77 52H76ZM123 50H126V48H124ZM129 50V49H128ZM132 51H133V49H131ZM144 50H145V48H144ZM147 50V49H146ZM149 50V49H148ZM156 50H158V49H156ZM161 50V49H160ZM176 50H178V49H176ZM176 50H175V52H176ZM192 50V51H191ZM208 50V51H207ZM218 50V49H217ZM238 50V49H237ZM249 51L251 50V49H248ZM248 50H246V51H248ZM260 50V49H259ZM64 51V50H63ZM83 51H85V50H83ZM106 51V52H105ZM118 52L120 51V50H117ZM166 50H165V48H164V50H163V52H165ZM185 51V52H184ZM190 52V53H188V52ZM66 52V51H65ZM87 52H85V53H83V56H87ZM91 52V51H90ZM103 52H105L104 54H103ZM121 52H122V50H121ZM129 52V51H128ZM128 52H127V54H128ZM136 52H139V51H136ZM145 52V51H144ZM150 52H151V50H150ZM155 52V51H154ZM170 52V51H169ZM184 53V55H183V53ZM188 53V54H190V56L188 55V54H185V53ZM199 53H200V51H198ZM251 52V51H250ZM260 52V51H259ZM57 53V52H56ZM67 53V52H66ZM68 53H69V51H68ZM82 53L80 54L79 53V55H82ZM98 53V54H97ZM114 53V52H113ZM120 53V52H119ZM119 53L117 54V56L119 55ZM132 52H130V54H131ZM155 53H157V52H155ZM155 53H154V55H155ZM160 53V52H159ZM161 53H162V51H161ZM178 53V52H177ZM199 53H198V55H199ZM212 54H215V53H213V51L211 52ZM253 53H255L254 55H253ZM73 54H71V56H70V58H73L72 60H74V55ZM109 54H110V52H109ZM108 54V56H110ZM116 54V53H115ZM115 54H113V56L115 55ZM127 54H126V56H127ZM136 54V53H135ZM139 54V53H138ZM140 54H143V53H141V51H140ZM163 54V53H162ZM168 54V53H167ZM173 54V53H172ZM247 54V53H246ZM100 55H103V56H100ZM121 55H122V53H121ZM132 55V54H131ZM145 56H146V54H144ZM158 56H157V59H159L160 61H161V59H160V57H159V54H157ZM171 55V54H170ZM176 55H174V57L176 56ZM205 55V56H204ZM258 55V54H257ZM95 56V57H96ZM116 56V55H115ZM114 56V57H115ZM122 56H124V55H122ZM137 56V55H136ZM139 56V55H138ZM138 56H137V58H138ZM145 56H143V58H145ZM151 56H153V53H151ZM166 56V55H165ZM200 56H201V53H200ZM209 56L211 57V55L209 54ZM263 56V55H262ZM130 57V56H129ZM159 57V58H158ZM162 57V56H161ZM190 57V58H189ZM219 57V56H218ZM105 58V57H104ZM115 58H117V57H115ZM114 58V59H115ZM136 58V59H137ZM153 58H155V57H153ZM167 58H169V56H167ZM172 58V57H171ZM257 58H259L260 60L261 59H263V57H261L260 58V56L258 55V57ZM57 59V58H56ZM110 58H107V60H109ZM112 59H113V57H112ZM113 59V60H114ZM125 59H127L126 57H125ZM139 59H141V57L139 56ZM147 59V58H146ZM151 59V58H150ZM166 59V58H165ZM179 58H177V60H178ZM191 59V60H190ZM205 59H208V60H205ZM251 59V60H250ZM253 59V60H252ZM258 59V60H259ZM71 60V61H72ZM111 60V59H110ZM112 60V61H113ZM116 60H118V59H116ZM115 60V61H116ZM123 60V59H122ZM159 60H155L154 59V61H156L155 63H156V65H157V68L158 67H162V66H160V64L158 63L159 62ZM164 60V59H163ZM162 60V61H163ZM168 60V59H167ZM167 60H165L166 62H167ZM177 60H172V61H170V59H169V63H171V65H173L172 67H174V64H175V61H177ZM200 60V61H201ZM217 60H218V62H217ZM222 60V61H223ZM257 60V59H256ZM258 60H257V62H258ZM55 61V60H54ZM114 61V62H115ZM123 61H125V60H123ZM128 61V60H127ZM144 62V59L143 60H141V62ZM161 61V62H162ZM189 61V62H188ZM203 61H206V62H203ZM60 62V61H59ZM140 62V63H141ZM145 62H147V61H145ZM160 62V63H161ZM180 62H182V64H185V63H187L186 65L187 66H185V65H181V67L182 66H184L182 69H186V70H184V71H182V69H181V67H180ZM213 63V67H212V63ZM225 62V61H224ZM227 62V61H226ZM241 62V61H240ZM254 62V63H253ZM55 64H57V61H55L54 62ZM64 63H66V62H64ZM108 63H110V61L108 62ZM108 63H106L107 65H108ZM126 63V62H125ZM130 63V62H129ZM151 63V62H150ZM168 62H167V64H169ZM201 63H203V65L201 64ZM208 63H211V65H209L208 66ZM222 63V62H221ZM229 63V62H228ZM233 63V62H232ZM242 63V62H241ZM259 63V62H258ZM261 63H263V62H261ZM61 64H63L62 62H61ZM118 63H116V65H117ZM121 64H122V62H121ZM127 64V63H126ZM130 64H132V63H130ZM134 64V63H133ZM137 64H139L138 62H137ZM136 64V65H137ZM144 64V63H143ZM164 64V63H163ZM197 64V65H196ZM207 64V65H206ZM223 64V63H222ZM227 64V63H226ZM231 64V63H230ZM236 64H237V62H236ZM235 64V65H236ZM59 65V64H58ZM103 65H105V63L103 64ZM111 65V64H110ZM120 65V64H119ZM125 65V64H124ZM146 65V64H145ZM153 65H155V64H153ZM152 65V66H153ZM191 65V66H190ZM196 65V66H195ZM214 65H219V67H218V69L219 70H221V71H219L218 69H217V72L215 71V68H214ZM232 65V64H231ZM240 65V64H239ZM238 65V66H239ZM247 65V66H246ZM261 65V64H260ZM262 65H264V63L262 64ZM62 66V65H61ZM115 65H114V63H113V67H114ZM121 66V65H120ZM125 66H127V65H125ZM131 66V65H130ZM129 66V67H130ZM143 66V65H142ZM151 66V65H150ZM164 66H166V65H164ZM169 67H171L170 65H168ZM202 66V68L204 69V68H206L207 70H208V72L210 71V73L211 72H213L212 71V69L214 70V72H216L218 75H217V77H216V73H213L214 74V76H213V74H212V76L211 75H204V74H202V72H201V74H200V72H199V68ZM56 69L59 67V66H54ZM102 67V66H101ZM100 67V68H101ZM105 67H107L106 65H105ZM111 67V66H110ZM109 67V65H108V68H110ZM112 67V68H113ZM128 67V66H127ZM133 67H135V66H133ZM132 67V68H133ZM137 67H138V65H137ZM146 67V66H145ZM154 67H156V66H154ZM153 67V68H154ZM186 67H188V68H186ZM197 67V68H196ZM216 67V66H215ZM240 67H242V66H240ZM108 68H106V69H108ZM118 68V67H117ZM120 68V70H121V67H119ZM124 68V67H123ZM148 68V67H147ZM163 68V67H162ZM161 68V71H159L160 73L161 72H163V69ZM175 68V67H174ZM233 68H234V66H233ZM239 68V67H238ZM262 68V67H261ZM104 69V66L102 67V70ZM134 69V68H133ZM135 69H136V67H135ZM173 69V68H172ZM189 69V70H188ZM196 69H197V71H196ZM240 69V68H239ZM238 69V70H239ZM244 69V70H243ZM257 69H258V67H257ZM59 71H61V69H60V67H59V69H58ZM119 70V71H120ZM125 70V69H124ZM127 70V69H126ZM129 70V69H128ZM143 70V69H142ZM146 70V69H145ZM144 70V71H145ZM159 70V69H158ZM188 70V71H187ZM223 70V71H222ZM262 70V69H261ZM100 71V70H99ZM118 71V70H117ZM134 71V70H133ZM173 71V70H172ZM188 73H187V72ZM115 73V71L114 70H112L111 71V73ZM121 72V71H120ZM127 72V71H126ZM126 72H124L123 71V73H125L124 74V76L128 73H126ZM136 72H139V69L136 71ZM143 72V71H142ZM141 72V76H142V74L144 73H142ZM146 72H147V70H146ZM150 72V71H149ZM149 72H147L146 74L148 75V76H151L150 74H152V72H155V71H151L150 73ZM167 72V71H166ZM192 72V71H191ZM190 72V73H191ZM222 72V73H221ZM224 72V73H223ZM243 72V73H242ZM255 72H257V71H255ZM261 72V71H260ZM263 72V71H262ZM261 72V73H262ZM109 73V72H108ZM174 73V72H173ZM184 73V74H183ZM230 73V74H229ZM237 73V74H236ZM252 73H253V71H252ZM264 73V72H263ZM119 74H121V73H119ZM139 74V73H138ZM137 74V75H138ZM156 74V73H155ZM155 74H153V75H155ZM182 74V75H181ZM224 74V75H223ZM226 74H229V78H231V79H229V80H231V81H228V79H227V81L226 80H223L222 81V77L224 78V77H226L225 75ZM239 74V75H238ZM249 74H251V72H249ZM128 75V74H127ZM144 76H146L145 75V73L143 74ZM158 75V74H157ZM170 75H172V72L169 74V72H168V75H167V78H166V81H168V77L170 76ZM190 75V74H189ZM188 75V76H189ZM221 77H220V76ZM255 75H256V73H255ZM259 75V74H258ZM260 75H262V74H260ZM259 75V76H260ZM123 76V77H124ZM148 76H146L145 78H147ZM230 76H232V77H230ZM253 76V75H252ZM258 76V77H259ZM264 76V75H263ZM262 76V77H263ZM115 77H119V76H115ZM114 77V78H115ZM121 77V76H120ZM170 77V78H171ZM186 77V76H185ZM191 77V76H190ZM193 77H195V76H193ZM213 77V78H212ZM257 77V78H258ZM112 78V77H111ZM137 78H140V77H137ZM137 78H136V81H138L137 80ZM145 78L144 77H141V79H144L145 80ZM149 78V77H148ZM150 78H152V77H150ZM149 78V79H150ZM158 78V77H157ZM171 78V79H172ZM189 78V77H188ZM235 79V80H232V79ZM247 78H248V76H247ZM256 78V79H257ZM264 78V77H263ZM124 79H126V78H124ZM129 79V78H128ZM141 79H139V81L138 82H140L141 81ZM148 79V80H149ZM191 79V78H190ZM194 79V78H193ZM193 79H192V81H193ZM243 79V80H242ZM249 79H250V77H249ZM260 79V78H259ZM116 80L118 81V79L116 78ZM120 81H122V83H123V80L122 79H119ZM131 80H132V77H131ZM154 80H156V78L154 77ZM160 80V79H159ZM158 80V81H159ZM163 80V79H162ZM184 80V81H183ZM200 80V79H199ZM202 80V79H201ZM200 80V81H201ZM240 81V82H238V81ZM126 81V80H125ZM147 81V80H146ZM146 81H144V82H146ZM188 81H190V80H187L186 82H188ZM215 81V82H214ZM250 81V80H249ZM131 82V81H130ZM132 82L134 83V84H136V82H135V78H133V80H132ZM141 82H143V81H141ZM152 82V81H151ZM155 82V81H154ZM185 82V83H186ZM191 82V81H190ZM197 82V81H196ZM202 82V81H201ZM200 82V83H201ZM204 82V81H203ZM116 83V82H115ZM128 83H129V81H128ZM132 83V84H133ZM157 83V82H156ZM160 83V82H159ZM161 83H163V85L164 86H160V88L161 87H165V85L167 86V82H161ZM164 83H166V84H164ZM176 83V82H175ZM174 83V84H175ZM178 83V82H177ZM176 83V84H177ZM194 83H195V80H194ZM239 83V84H238ZM121 84V83H120ZM143 84V83H142ZM189 84V83H188ZM193 84V83H192ZM196 84H199V83H196ZM206 84V83H205ZM204 84V85H205ZM246 84V85H245ZM263 86H262V85ZM116 85V84H115ZM123 85H124V83H123ZM123 85H122V90L123 91H125V89H126V87H128V85H130V83L129 84H126L125 83V88H123ZM138 85V89H140L139 88V85H141L140 83H138V84H136V86ZM152 85V84H151ZM158 85V84H157ZM157 85H155V86H150V88H152V94L153 93H156V92H154V90H153V88L155 89V90H159L160 91V89H157ZM170 85V84H169ZM168 85V86H169ZM184 85V84H183ZM202 85H203V83H202ZM247 85H248V87H247ZM255 85H257V86H259V85H261L262 86V88L263 89H260L259 91L256 89V91L257 92H259V93H254V94H251L250 93V91L252 92V88L253 87H255ZM113 86H114V82H113ZM143 86V85H142ZM148 86V85H147ZM159 86V85H158ZM193 86V85H192ZM257 86L255 87V88H257ZM261 86H260V88H261ZM170 87H172V86H170ZM196 87H198V85L196 86ZM244 87V88H243ZM112 88V87H111ZM118 88V87H117ZM131 89H132V87H130ZM136 88V89H137ZM147 88V87H146ZM167 88V87H166ZM174 88V89H173ZM172 88V90H171V88H168V89H162L163 91H170L171 93H169L168 95H170V94H173L174 92H176V91H178L177 90V88H176V91H175V86ZM190 88H192V87H190ZM194 88V87H193ZM213 88V87H212ZM210 89L211 91L213 90V89ZM249 88H251V90L249 89ZM259 88V87H258ZM121 89H118V91L120 92V90ZM144 89V88H143ZM147 89H149V88H147ZM196 89H198V88H196ZM114 90V89H113ZM161 90V91H162ZM174 90V91H173ZM195 89H193V91H194ZM219 90H221V88H220V86H219ZM112 91V90H111ZM127 91H128V89H127ZM126 91V93H128V94H125V95H128V97H130V92L128 91L127 92ZM133 91V90H132ZM149 91V90H148ZM160 91V92H161ZM165 91V92H166ZM189 91V90H188ZM122 92V91H121ZM144 92H146V89H145V91ZM165 92H164V94H165ZM191 92H192V90H191ZM234 92V93H233ZM100 93H101V91H100ZM102 93H103V91H102ZM105 93V92H104ZM107 93H108V91H107ZM106 93V95H108ZM112 93V92H111ZM117 93V92H116ZM132 93V92H131ZM139 93V92H138ZM147 93V92H146ZM149 93H151V92H149ZM148 93V94H149ZM168 93V92H167ZM166 93V94H167ZM185 93V94H184ZM212 93V92H211ZM110 94V93H109ZM118 94V93H117ZM158 94V93H157ZM161 94H163V93H161ZM163 94V95H164ZM183 94V95H182ZM193 94H194V92H193ZM195 94H196V91H195ZM198 94L199 93H197V96H198ZM201 94V95H202ZM217 94V93H216ZM100 95V94H99ZM102 95H104V94H102ZM105 95V96H106ZM114 95H115V93H114ZM113 95V96H114ZM118 95H120V94H118ZM139 95V94H138ZM141 95H142V93H141ZM143 95H145V94H143ZM150 95V94H149ZM162 95V96H163ZM174 95V94H173ZM173 95H171V98H172V96ZM190 95V94H189ZM111 96V95H110ZM117 96V95H116ZM122 96V95H121ZM134 96V95H133ZM151 96V95H150ZM158 96V95H157ZM156 95H155V97H157ZM161 96V95H160ZM166 96V95H165ZM165 96H163V97H165ZM176 96H178V94H176ZM188 98L187 100L185 99L186 97ZM108 97V96H107ZM118 97V96H117ZM116 97V98H117ZM128 97H127V100H128ZM135 97V96H134ZM147 97H149V96H147ZM152 98H153V96H151ZM159 97V96H158ZM167 97V96H166ZM174 97V96H173ZM185 97V98H184ZM120 98H124V97H120ZM125 98H126V96H125ZM124 98V99H125ZM133 98V97H132ZM137 98V97H136ZM175 98V97H174ZM103 99H104V97H103ZM138 99V98H137ZM165 99V98H164ZM240 99H241V101H240ZM112 100V99H111ZM116 100V99H115ZM121 101H122V99H120ZM119 100V101H120ZM126 100V99H125ZM124 100V101H125ZM127 100H126V102H127ZM134 100V99H133ZM139 100H140V98H139ZM146 100H149V99H146ZM155 100V99H154ZM160 100V99H159ZM158 100V101H159ZM162 100V99H161ZM172 100H174L173 98H172ZM100 101H101V98H100ZM105 101V100H104ZM104 101H101V103H102V105L104 104ZM120 101V102H121ZM136 101V100H135ZM163 101V100H162ZM166 101V100H165ZM167 101H169V98H168V100ZM123 102V101H122ZM121 102V103H122ZM124 103L125 105L127 104V103H129L130 102V100L127 102V103ZM134 102V101H133ZM143 102H144V100L143 101H139V102H137V103H142L143 104ZM147 102V101H146ZM161 102V101H160ZM172 102V101H171ZM174 102V101H173ZM172 102V103H173ZM200 102H202V101H200ZM114 103H115V101H114ZM158 103V102H157ZM156 103V104H157ZM165 103V102H164ZM164 103L162 104V105H164ZM170 103V102H169ZM168 102H167V104H169ZM185 103H186V105H187V108H185L183 105H185ZM197 103V104H196ZM115 104H117V105H119L120 106V104H118L117 103V101H116V103ZM114 104V105H115ZM130 104V103H129ZM134 104V103H133ZM136 104V103H135ZM135 104H134V106H135ZM146 104V103H145ZM153 104H155V102L153 103ZM152 104V105H153ZM155 104V105H156ZM178 103H177V105H179ZM183 104V105H182ZM191 104V105H190ZM98 105V109H97V111H99L100 110V113H101V111L103 110L102 109V105L100 104V103H98L97 104ZM111 105H113V103H111ZM113 105V106H114ZM148 104H146V106H147ZM161 105V104H160ZM159 105V106H160ZM170 105V104H169ZM173 105H175V104H173ZM179 105V106H180ZM213 105V106H212ZM238 105H240V106H245L246 105V107L245 108H239V107H237ZM249 105H250V107H249ZM124 106V105H123ZM144 106V105H143ZM142 106V107H143ZM146 106H144V108L146 107ZM154 106V105H153ZM153 106H151V104L149 103V106H148V109H149V107L152 109V110H154L155 109V107H153ZM166 106V105H165ZM179 106L177 107V108H179ZM112 107V106H111ZM115 107V106H114ZM132 107V106H131ZM157 107V106H156ZM174 107V106H173ZM117 108V107H116ZM126 109H128L127 108V106L125 107ZM124 108V109H125ZM133 108V107H132ZM154 108V109H153ZM162 108V107H161ZM164 108V107H163ZM166 108H168V106L166 107ZM170 108V107H169ZM193 108V107H192ZM194 108H195V106H194ZM118 109V108H117ZM117 109H115L114 108V110L111 108V110H113L114 111V116L115 115H117V116H115V117H117V120H118V123H119V121H120V116H122V115H124V114H120V116H119V114H118V110ZM123 108L121 109L120 108V110L121 111H123L124 110ZM131 109V108H130ZM158 108H156V110H157ZM159 109H160V107H159ZM158 109V110H159ZM171 109H172V107H171ZM187 109V110H186ZM221 109V110H220ZM107 110H109V109H107ZM107 110H104V112L105 111H107ZM145 109H143V111H144ZM147 110V109H146ZM145 110V111H146ZM150 110V109H149ZM167 110H169L170 111V109H167ZM167 110L165 109V111L163 110L162 112H164L166 115H169L170 114V112L168 113L167 112ZM174 110V109H173ZM177 110V109H176ZM128 111V110H127ZM151 111V110H150ZM178 111H180V110H178ZM103 112V111H102ZM124 112H126V111H124ZM131 112V111H130ZM142 112V111H141ZM147 112H149L148 110H147ZM147 112L145 113L146 114V116H147ZM155 112V111H154ZM189 112V111H188ZM213 112V113H212ZM120 113V112H119ZM143 113V112H142ZM172 113V112H171ZM176 113V112H175ZM179 112H177L176 114H178ZM108 114V113H107ZM130 114V113H129ZM145 114H144V117H145ZM150 114V113H149ZM151 114L153 115V113L151 112ZM164 114V115H165ZM180 114V113H179ZM183 114V113H182ZM247 114H249V115H247ZM101 115H103V118H105L106 117V115L105 114H101ZM160 115V114H159ZM126 116V115H125ZM125 116H124V118H125ZM139 117H138V119L142 116V114H141V116L140 115H138ZM157 116H158V114H157ZM179 116V115H178ZM223 116V117H222ZM244 116H245V120H244ZM129 117V116H128ZM130 117H132V116H130ZM150 117V116H149ZM148 117V118H149ZM164 117V116H163ZM166 117V116H165ZM169 117H171V116H169ZM174 117V116H173ZM176 117V116H175ZM222 117V118H221ZM240 117H242V118H240ZM101 118V117H100ZM102 118V119H103ZM109 118H112V117H110L109 116ZM114 118V117H113ZM157 118V117H156ZM159 118V117H158ZM202 118V119H201ZM217 118V119H216ZM221 118V119H220ZM114 119H116V118H114ZM125 119H127V118H125ZM142 119H144L143 117H142ZM155 119V118H154ZM162 119V118H161ZM172 119V118H171ZM176 119V118H175ZM178 119V118H177ZM211 119V120H210ZM216 119V120H215ZM221 121H220V120ZM224 119V120H223ZM122 120V119H121ZM124 120V119H123ZM146 120H147V117H146ZM167 120V119H166ZM168 120H169V118H168ZM173 120V119H172ZM182 120V121H181ZM186 120V119H185ZM196 120V121H195ZM209 120V121H208ZM218 120V121H217ZM126 122H127V120H125ZM139 121H141L140 119H139ZM142 121H145V120H142ZM147 121H150V120H147ZM176 121V120H175ZM207 121V122H206ZM212 121V122H211ZM240 121V122H239ZM113 122H116V121H113ZM122 122V121H121ZM124 122V121H123ZM123 122H122V125H123ZM138 122V121H137ZM154 122H156L157 124H155V126L154 127H156V129H157V133H158V130L160 131V133L162 134V135H164L165 133L163 132L164 130H162L161 131V128H160V126L159 125H161V124H159L160 122H161V120H160V122H157V119H156V121L154 120ZM174 122V121H173ZM173 122H171V123H173ZM176 122H178V120L176 121ZM175 122V123H176ZM188 122V123H187ZM211 122V123H210ZM117 123V124H118ZM128 123V122H127ZM149 123V122H148ZM153 123V122H152ZM162 123L164 124L165 123V125L168 127V126H170L171 125V123L169 124V122H164V120L162 121ZM181 123V124H180ZM207 123V124H206ZM116 124V123H115ZM116 124V125H117ZM145 124V123H144ZM188 124V125H187ZM205 124V125H204ZM208 124L210 125V126H208ZM119 125H120V123H119ZM131 125V124H130ZM138 125V124H137ZM151 125V124H150ZM150 125H148V126H150ZM164 125V126H165ZM175 125V124H174ZM128 126H129V124H128ZM134 126V125H133ZM132 126V127H133ZM140 126V125H139ZM159 126V127H158ZM166 126H165V128H166ZM124 127V126H123ZM142 127V126H141ZM145 127V126H144ZM162 127V126H161ZM171 127V126H170ZM173 127V126H172ZM181 127V128H180ZM186 127V128H185ZM116 128H119V127H116ZM148 128V127H147ZM150 128V127H149ZM163 128V127H162ZM153 129V128H152ZM171 129H174V128H171ZM175 129H177V126L175 125ZM175 129H174V131H175ZM167 130H169V127L167 128ZM228 130V131H227ZM119 131V130H118ZM117 131V132H118ZM199 131V132H198ZM116 132V133H117ZM121 132V131H120ZM119 132V133H120ZM150 132V131H149ZM154 132H156V131H153L152 133H153V135H154ZM165 132H166V130H165ZM177 132V131H176ZM157 133H155V134H157ZM159 133V134H160ZM171 133V132H170ZM169 133V134H170ZM174 134H175V132H173ZM179 133V132H178ZM184 133V134H183ZM185 133H186V135H185ZM197 133V134H196ZM173 134V135H174ZM120 135H121V133H120ZM123 135H124V132H123ZM150 135V134H149ZM152 135V134H151ZM152 135V136H153ZM159 136V137H161V140H159V139H157V140H159V141H161L159 144H161L162 143V141H163V139L165 138H163V136ZM170 135H172V134H170ZM165 136V135H164ZM167 136V135H166ZM221 136V137H220ZM117 137V136H116ZM168 137V136H167ZM177 137H178V135H177ZM122 138V137H121ZM169 138L170 137H168V140H169ZM171 138H173V137H171ZM223 138H225L224 140H226V141H228L227 142V146L225 145V150L224 149H221L222 147H224V146H222L221 145V143H220V141H222L223 140ZM118 139V138H117ZM124 139V138H123ZM166 139V138H165ZM173 139H175V138H173ZM119 140V139H118ZM121 140V139H120ZM152 140H155L154 139V137L152 138ZM156 140V141H157ZM171 141H172V139H170ZM170 140L168 141V142H170ZM176 140V139H175ZM223 140V141H224ZM140 141H142V140H140ZM139 141V142H140ZM144 141V140H143ZM148 143H147V142ZM145 141V143L144 144H149V141L150 140H146ZM155 141V142H156ZM165 141V140H164ZM163 141V142H164ZM166 141H167V139H166ZM165 141V142H166ZM153 142V141H152ZM174 142V141H173ZM172 142V143H173ZM176 142V141H175ZM197 142V143H198ZM141 143V142H140ZM158 143V142H157ZM156 143V144H157ZM190 143L189 142H187V144L191 147V145H190ZM192 143H194V142H192ZM196 143V144H197ZM220 143V144H219ZM154 144V143H153ZM195 144V143H194ZM193 144V145H194ZM150 145H151V142H150ZM164 145H166V144H164ZM181 145V144H180ZM193 145H192V149L193 148H195V147H193ZM220 145L222 146V147H220ZM224 145V144H223ZM142 146H144V145H141V147L140 148H143ZM148 146V145H147ZM147 146H145V147H147ZM152 146V145H151ZM151 146H150V148H151ZM167 146V145H166ZM169 146V145H168ZM173 146V148H174V144L172 145ZM241 146V147H240ZM160 147H162V146H160ZM170 147V146H169ZM198 147V146H197ZM149 148V147H148ZM150 148H149V150H150ZM154 148H159L158 146L156 147H154ZM176 148V147H175ZM174 148V149H175ZM178 148V147H177ZM180 148V147H179ZM182 148V147H181ZM185 148V147H184ZM199 148V147H198ZM161 149V148H160ZM164 149H165V146H164ZM183 149V148H182ZM123 150H124V148H123ZM126 150V149H125ZM140 150H142V149H140ZM143 150H145L144 148H143ZM151 150H153V147L151 148ZM163 150V149H162ZM162 150H161V153L159 152V154H162ZM166 150V149H165ZM164 150V151H165ZM188 149L186 148L185 149V151H187ZM204 150V151H203ZM221 150L223 151L224 150V152H221ZM154 151H155V149H154ZM167 152H168V150H166ZM174 151V150H173ZM176 151V150H175ZM174 151V153H176ZM179 151V150H178ZM193 151H197V149L196 150H193ZM137 152H139V151H137ZM140 152H142V151H140ZM143 152H145V151H143ZM156 152H158L157 150H156ZM180 152H181V149H180ZM189 152V151H188ZM165 153V152H164ZM170 153V152H169ZM174 153L173 152H171V154H173V156H175L174 155ZM198 151H197V155H198ZM158 154V153H157ZM157 154H155V156L157 155ZM167 154V153H166ZM178 155V154H177ZM176 155V156H177ZM180 155V154H179ZM178 155V159H172L171 160V157H170V159H169V164L170 165H172V164H175V163H177L178 165H180V166H182L181 164H183V161H181V160H179L180 159V156ZM196 155V156H197ZM201 155V154H200ZM170 156V155H169ZM157 157V156H156ZM167 157H168V155H167ZM166 157V158H167ZM159 158V157H158ZM162 157L160 156V158L159 159H161ZM164 158V157H163ZM200 158V157H199ZM133 159V158H132ZM168 159V158H167ZM198 159V158H197ZM229 159V160H228ZM134 160H136V158H134ZM179 161V162H178ZM181 161V162H180ZM231 162V163H230ZM181 163V164H180ZM106 164H108L107 162H106ZM235 164V165H234ZM232 166V167H231ZM88 169V168H87ZM87 169H84L83 171H86V172H88L87 173V175L88 176H92L94 179H95V177H97L96 176V174H94L93 173V171H91V170H88L87 171ZM89 172H92V173H89ZM105 175V177L108 179V180H104L103 182L104 183H102L103 184V186H105V184H106V182L107 183H110L112 180H111V176L110 175H108V176H106V174H103V176ZM102 175H100V179H104V178H101V177H103ZM110 180V181H109ZM166 181V183H167V180H165ZM192 181H193V179H192ZM165 189H166V187H165ZM196 189V190H195ZM188 193H187V192ZM183 192V193H182ZM178 194V195H177ZM183 194V195H182ZM194 197H193V196ZM194 199V200H193ZM188 207V208H187ZM125 208H127V206L125 207ZM165 208V207H164ZM167 208V207H166ZM192 209H195L196 211H199L200 213H201V216H200V219H198V221L200 222H197V220H196V217H195V215L193 214V212H192ZM167 211H169L170 213H171V211L170 210H167ZM164 212L165 213H167L165 210H164ZM137 214L139 215V213H136V216H137ZM162 214V213H161ZM193 214V215H192ZM164 215V213L162 214V216ZM171 215H172V213H171ZM168 216H169V213H168ZM134 217V216H133ZM163 217H165V215L163 216ZM239 218V219H238ZM161 219H163L162 217H160V220ZM241 219L244 221H242L241 222ZM257 220V221H256ZM136 221V220H135ZM236 223H235V222ZM239 221V222H238ZM230 222V223H229ZM247 222V223H246ZM251 222V223H250ZM125 223H127V221L125 222ZM129 223V222H128ZM215 223H218L219 225H220V223H221V225L218 227L217 226V228H216V224ZM232 223V224H231ZM243 223V224H242ZM246 223V224H245ZM130 224V223H129ZM133 224H135V223H133ZM213 224V225H212ZM227 224V225H226ZM234 224V225H233ZM243 226H242V225ZM126 225V224H125ZM224 225V227H223V230H225L224 232H223V230H222V228H221V226H223ZM231 225V226H230ZM233 225V226H232ZM236 225H238V226H240L239 228H240V230H239V228H238V226L236 227ZM246 225H248V228H247V226ZM167 226V224H155L154 225V227L152 226H150V229L149 230H143V231H140L141 233H139V234H137L138 233V231H137V233H135L136 232V230L134 231V232H127V234L125 235V237L127 238V239H129V237H131V239L133 240V241H137V240H135V239H137V235L139 236V238L141 239V240H143V244L145 243L146 244V246H147V249H148V247H150V248H152L150 245H152L153 246V248H152V251L154 250L155 252H158L157 251V248H158V244H160L161 243V240L163 239V233H162V231H161V229H163V228H165ZM212 226V227H211ZM227 226H229V227H227ZM168 227H169V224H168ZM167 227V228H168ZM226 227V228H225ZM233 227V228H232ZM242 227H244V228H242ZM130 228V227H129ZM213 229V230H211L210 231V229ZM215 228H216V230H220V232H219V230L218 231H216L215 230ZM228 228V229H227ZM238 228V229H237ZM227 229V230H226ZM244 229V230H243ZM262 229V230H261ZM207 230H208V232H207ZM222 230V231H221ZM236 230V231H235ZM253 230V231H252ZM129 231H131V229L129 230ZM133 231V230H132ZM215 231L217 232V233H215ZM235 231V232H234ZM240 231V232H239ZM242 231V232H241ZM214 232V233H213ZM223 232V233H222ZM237 232V233H236ZM249 232H250V234H249ZM213 233V234H212ZM219 233H221V234H223V235H220ZM227 233H230V234H236L234 237L232 236V235H228ZM255 233V234H254ZM263 233V234H262ZM212 234V235H211ZM262 234V235H261ZM225 235V236H224ZM226 235H228V236H226ZM259 235V238L257 237ZM252 236V237H251ZM207 237V238H206ZM215 237V238H214ZM226 237V238H225ZM254 237H256V238H254ZM116 238H117V240H120V239H122L123 238V236H116ZM217 238V239H216ZM237 240H236V239ZM253 238V239H252ZM125 239V238H124ZM130 239V240H131ZM205 239H207V240H205ZM222 239V240H221ZM251 239V240H250ZM261 239V240H260ZM239 240V241H238ZM243 240H244V242H243ZM247 241V243H246V241ZM249 240V241H248ZM263 240V241H262ZM255 242V244H254V242ZM138 242V241H137ZM141 242V241H140ZM240 242V243H239ZM263 242V243H262ZM251 244H253V246L251 245ZM258 244V245H257ZM203 245V246H204ZM256 245V246H255ZM259 246H261V247H259ZM142 247H144V246H142ZM257 247H259V248H257ZM204 247H202V249H203ZM252 249V252L250 253V251H251V249ZM255 250H254V249ZM258 250H257V249ZM205 249V248H204ZM250 249V250H249ZM142 251V250H141ZM195 251H197L196 249H192V248H190L189 249V252L190 253H193V252H195ZM216 252V251H215ZM145 253V254H144ZM142 255H146V252H144ZM139 254V253H138ZM141 254V253H140ZM141 256V255H140ZM250 257H252V258H250ZM250 258V259H249ZM134 262H136V264H143L142 262L140 263L139 262V260H133Z\"/></svg>",
	"mask_w": 264,
	"mask_h": 264
}]
</instances>
